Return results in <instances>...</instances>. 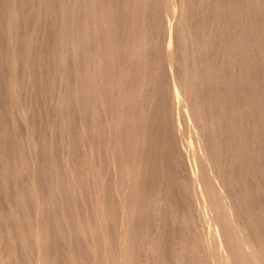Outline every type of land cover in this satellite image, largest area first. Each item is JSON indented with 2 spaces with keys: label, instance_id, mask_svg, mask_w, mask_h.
<instances>
[{
  "label": "bare ground",
  "instance_id": "bare-ground-1",
  "mask_svg": "<svg viewBox=\"0 0 264 264\" xmlns=\"http://www.w3.org/2000/svg\"><path fill=\"white\" fill-rule=\"evenodd\" d=\"M6 1L8 2V4L6 6L4 5V7H3L2 5L6 4ZM240 1L241 0H170L168 3L169 7H170L169 11H171L170 17L175 22L174 21L171 22L170 21L171 19H169V17H167V21L164 20L165 22L162 24V27L164 25V33H163L161 23L159 22V20L161 21V19H159V17H157V15L160 14L159 10L161 12V10L164 9L163 6L165 5V3H162V7H161V1L159 2V0H0V10H2V9L4 10V8L6 7L4 10L6 13H3V11H0V34H1L0 37H2L0 40H2L3 37L5 39V36H3L4 33H6V35H7L6 36L7 41L5 40L6 42H3V43L1 42V43L2 44L7 43L6 47L9 49V51H8L9 53L13 52L14 54H16V56H17V54L19 55L18 57H13L14 54L9 55L7 52L8 56H10V57L7 56L9 59V61L7 62V63H9L8 64V70L9 71L6 69L7 67H4V70L10 72L9 75L11 76V78L9 79V75L7 74L8 72L7 73H6V71L4 72L3 68H1V67H3L2 65L7 66V63L5 61L6 57L5 56H4L5 58L2 57V53H4V51L6 49H4L3 52L1 51V49H3L5 44L4 45L0 44V46L2 47V48L0 47V53L2 52L0 54L1 55L0 58L2 57L4 60V63L2 65H1L2 62H0V65H1L0 69L3 70V72H1L2 74L6 73V75L8 76V79H7V77L5 78L4 74H3L4 77H2V74H0V77H2L1 78L2 80L6 79V81L4 80L6 84L8 82L7 80L10 81L9 84L7 85V87L5 86L6 88H3V89H1L2 86L6 85V84L4 82H3V84H1L2 81L0 83V85H1L0 91L2 92V90H3L5 93V96H6L3 98L5 101V105H4V102L1 100L2 97L4 96V95L1 96L3 92L0 94V98H1L0 100H1L2 104L4 105V106L3 105L0 106V134L2 133L1 134L2 137L0 135V159L2 157L4 158V159H1V161H0V264H49L52 261L55 262V260H56V253L54 254L53 252H51L50 250H48L46 248L47 247L46 244L48 245L49 242H48V237H47L48 235L46 233L45 227L42 224L43 223L42 217H43V212L46 211L45 206L47 204L43 205L42 203H47L49 201L44 200V197L42 195L46 196L48 193H50V195H51L52 191L50 192V190H53L51 186H53V184H55V182H56V185H54L55 187L54 186L53 187H54V189H56L57 192L56 191H54V192L57 194H53V195L58 196L59 195L58 190L60 189V187L57 186L58 182L61 179V181L59 182V183H61L62 180L65 179V176H62V178L59 177V179H58V177H55V182L53 180V177L55 175L59 176V170L58 171L55 170L56 165L55 164L53 165L54 162L52 163V161H51L52 158L50 157V155H48V154H51V153H48L49 151L53 152L51 150V148H53V145H52L53 141L51 143L52 146H50V149L48 148L49 151L47 150L48 154H46V152L44 154V155H47L46 157L49 156L51 158V159L48 158L51 162H47V161L45 162L44 159L42 160L41 157H44V155L42 156V153H39L42 150L41 148H43L42 146L45 145L44 143L47 140L45 137H47V134H50V135H48V136H50V138H52L54 136V141H55V138H56L55 133H57V129H59V128H57V129L54 128L55 125L53 124L54 121H52V120H56V121L58 120V122L61 124L60 125L59 123H57L55 121L58 125L63 126V127L68 126V129H70V130L72 129L73 126H75V127H73V128H75V132H73V133H76V134H74L76 136V138L74 136H71V135H73L71 132L65 131L66 127H65V129H63V127L62 128L60 127L61 129H59V130L63 129V131H65V132L61 131V133H60V131L58 130V134L60 133V135H64V136H62V139L65 140V144L63 143L64 140L62 141V143H63L62 145H64V149H65V151H63V153L65 152L63 154L64 159H62L64 162V165H62V166L65 167L66 171H64L65 173L61 171L60 174L61 173H62V175L66 174V177L68 178V180H69V178L71 179V181L77 180L75 182V183H77V186H74L76 184H74L73 181L70 183L74 184V185H72V187L73 186L77 187L78 200L80 199L81 202L84 203V205H86V204L91 205L92 204L90 206V209H88L85 206H84V208L82 206V208L85 209V214L87 217L93 215V217L92 216L91 217L94 220H95L94 217H96V219H98L97 220L98 225L105 227L107 225V223L109 222V221H107V218H110V217H108L110 215L109 211L112 209L116 210L115 211V212H117L116 215H117V217H119V219H118L119 222L117 220H116V222H118V224L120 226V228H119L120 233L118 232V234H120V240H121V241L119 240L120 242H118V244L122 243V245L120 244L121 246L118 245V247L122 248V249H120L121 251L120 250L119 251H120V253L122 252L123 255H126V253L129 254L128 252H126V250L128 251V249H126V246L128 247L127 244L130 243V242H127L128 241L127 235L130 236V233H129L130 229H131L130 220L134 215L136 216V212H137L136 208H135L137 206H131L132 204L135 205V203H136L135 202L136 200H134L135 203H131V202H133V199H134V198L132 199V197L137 198V196H138L137 192L139 193L140 188H143V185H145V183L148 182V181H146L147 177L145 175V172H147V168L149 169V166L151 168L150 170H153L152 169L153 165L151 167V163H150V160L152 159L151 157L154 155V154L152 155V150L154 149V151H156V149L161 147L160 152L162 154H165L168 157L172 155L171 152H172V149L174 148V144H177L179 141V140H177L178 136H179V130H178V126H177L178 120L174 119V118H175V116H178V115L180 116L181 113L179 114V112H181V110L184 111V114H182L181 116L183 117V115H184V120L186 119L187 122L186 121L185 122L189 124L188 128H190V132L192 133V136L195 137V138L194 137H191V138H193V141H194V139L197 140V143H198V149L197 150H199V151L196 150L198 153L196 155H194L195 151L193 152V150H195V146H196V144H195L193 150L191 148H189L192 150L190 152V154L193 152L192 154L194 156L193 157L187 156L186 153L188 151L186 150L187 152L185 153V151H184L185 148H183V146H182L184 144H182L181 142H179L181 149H178V150H181L180 152L183 154L184 161H183V159H181V160L183 162L186 161L185 164L187 165V168H185V167L184 168L188 169L189 177H191V179L193 178L191 184H193L192 188H193V192L195 194L194 196H196L194 201H197V204L195 202V205L198 207V210H200L199 211L200 214H199L198 219L201 220L202 223L203 222L205 223L204 227H206L208 230L207 232H209V238H208L209 245H210L211 249L214 248L213 252H214V250L216 253L218 252V255L220 257V260H219V258H218V260L221 263H219L218 261L215 260V264H230L231 263V261H232L231 253H234V252L230 250V247H233L231 249L235 250L236 257H238V260H241L242 262L244 261V264L245 263H247V264L248 263L264 264V232L262 230L263 224H264V207L262 205L263 204L262 200H264V194H263L264 191L263 192L260 191L261 193L258 195V198H256V199H258V204H260V202L262 203L261 205H258L259 207L256 206L257 209L259 208L258 212L257 213L255 212V214H253L252 210H251L252 220L256 219V218L255 219H253V218H254V215L257 214V216H255V217H257V223L255 222L256 223L255 225H257V228H256L257 232L255 230V234H256L255 237L256 238L254 240H256V242L255 243L253 242L254 243L253 247L251 248L250 247L251 245H250L249 246L250 248H249L248 245H246V244H248L250 242L246 241L247 238L244 237V235L242 236L240 234V231L238 230V229H240V228H238L240 225L238 227H237L238 224L236 225V223H238V222H236V220H239V219H235V221L233 219L234 213L235 212L237 213V211L239 213L241 208L238 207V210L233 212V210H235L236 208L232 209V207H231L232 204H230L231 203L229 200L230 198L226 193V188L228 187L227 186L228 184H226V182H225V184H223L224 182L222 183V180H221L222 179L221 178V176H222L221 171L222 170L218 164L219 159H220V161L222 160L221 162H223L224 158L222 157V159H221V147L219 149L218 147L220 146V144L218 146L217 145L218 143H216L217 135L220 136L219 135L220 129H221V125L223 124L226 127V128H224V129H226L225 131L229 132L231 130L233 132V134L239 138V139L237 138L238 141L242 138H243L242 139V141H243L247 137L248 141L245 140L246 142H251L253 145H256V147H257V145L261 146V148H262V146H264V108H262L264 106L263 105L264 101H261V99L256 96L257 93L255 94V92H257V90H258V85L252 84L254 82L258 83L257 82L258 79H255L254 81L252 80L253 81L252 83L250 81V79H252V78H250L251 75L255 74L256 72L258 73L259 70L260 71L264 70V59L262 60V58H264V45L261 44V46H260V44H259V42H260L259 41V38H260L259 31L261 32V29H259V27L261 24H258V26H259L258 27L257 24L255 23L257 21H258V23H261V22H259V20L262 21V23H264V0H244L241 2ZM164 2H166V1L164 0ZM225 2L227 3L226 5H225ZM159 4H160L161 9H158ZM218 4L221 6H219ZM238 4L239 5L242 4V6H240L241 7L240 9H237V7H236ZM227 5H228V7H227ZM211 6H213V7H211ZM164 10L165 11H163V12H166V10L168 11V8H166ZM187 10H188V14L190 13V15H188V16H187ZM157 13H159V14H157ZM191 13L193 16L191 15ZM162 14H160V16L164 17L165 16L164 13H162ZM157 18H158V20H157ZM3 19H4V21H6L7 25L3 21ZM189 19H191L190 21H192L193 19H196V20H194L195 22L193 21V25L188 24ZM221 20H223L224 26H225V24L227 26V23L232 22V25L234 26V28L232 27V30L225 31L224 29L227 30V28H224V26H221L224 28L223 29L224 31L221 32V30H219V28H220L219 25L221 24L220 23ZM200 21H202L203 23L199 24ZM208 21L212 22V23L207 24ZM158 23H160V27L162 29V30L161 29L160 30L162 31V33H160V30H157L158 25H159ZM194 23L196 25H194ZM213 23H215V25ZM2 24H4V26L6 25L8 27V29H6V32L2 29L3 28ZM255 25L257 26L259 31L255 30L256 27H254V28L252 27ZM228 26H229V24H228ZM239 29H242L243 34H240L241 36L238 35V33L236 34V32L239 31ZM245 29L247 30V33H246ZM262 30L263 31L261 33H263L262 35H264V29H262ZM3 31H4V33H3ZM157 31H159V32H157ZM239 32L241 33V31H239ZM158 33L164 34V36L161 35V38L164 37V39L159 40V43H161L160 41L163 40V42L160 44V46L162 45L161 46L162 48H160V46L158 45L157 39H159L158 37H160L159 35H157ZM235 34L238 35V37H236ZM262 35H261V37L263 40L264 38ZM233 36L236 38L232 44L229 43L227 45L224 43L225 39H230ZM234 37L232 38V40L234 39ZM250 37L252 39H254L255 37H258L257 38L258 43L256 42L257 44L255 43L256 45H254V41H253V46L250 47L248 50H246L247 52L244 51L246 49V47H245V49L242 50L245 52L244 54L242 52V56L240 54L241 52L236 53V51L238 52L239 47L243 46L246 38L250 39ZM252 39L250 40L251 44H252ZM217 41H220L219 46L221 47V49L216 48L219 51L215 52V56H216V53L218 55H220V57L223 56V59L219 57L221 68L218 67L222 72H220V70L218 68L217 69L222 74L223 73L225 74L226 72L228 73L227 76H229L230 78L229 77L227 78L226 75H222V76L223 77L225 76L227 79H230V81L228 80L229 83L226 81H223V80H222L223 82H220L219 78L216 79V78L212 77L213 75H215L213 73H216L215 72L216 70L213 71V73H212L211 68L209 66L211 63V60L209 59L211 56L209 57V54L212 53V50H213V48H215L214 46L216 44V43L214 44V42H217ZM250 41L246 42V44L250 43ZM199 44H201V45H199ZM213 44H214V46H213ZM218 44H219V42H218ZM246 44H244V45H246ZM44 47H45V49H44L45 51H43V53H41V51L43 50ZM10 49H11V51H10ZM227 50L229 52H231L232 54L235 53L234 56L235 55L236 56L234 57V59L231 58L230 56H229L230 58L227 59V56L224 55L225 53H227L226 52ZM240 50H241V48H240ZM159 51H161L160 55H159ZM231 53H229V54H231ZM226 55H228V54H226ZM159 56H163V58L165 60L164 64H165L166 70L163 72H165L164 73L165 77L168 76V79H169L168 81L164 80V78H163L164 75H162L163 77L161 78V72H162L163 68L161 67L162 69L160 71V67H159L160 65H158V63H160V64L162 63L163 66H164V64H163V61L161 60L162 58L160 57L161 58L160 59ZM212 56L215 58L214 54H212ZM249 56L253 60L254 66L252 67V69H248V70L246 68L245 69L243 68L245 70V75L242 76V78H240L238 80L239 77L238 78L235 77L237 74V73H235V69H237L236 66L239 67L238 69L242 68L243 65L245 64L244 63L245 60L247 61V59H248V61H249V58H250ZM12 57H13V59H12ZM10 58H11V61H10ZM157 59H160L159 60L160 62H157L158 61ZM0 60L2 61V59H0ZM221 60H223V61L221 62ZM256 60H257V62H255ZM30 61H32V62L29 63ZM212 64H213V67H215L213 62H212ZM243 69H240V71L242 72ZM21 72L23 74H21ZM19 73L21 75H23V76L20 75L21 79L17 76V75H19ZM259 73H261V72H259ZM24 75L25 76L27 75L26 78L27 77L28 78L26 79L24 77ZM241 75H243V74H241ZM261 75L263 76L264 73ZM35 76H37V77L35 78ZM220 76H221V74H220ZM259 76H260V74H259ZM23 77L27 81V83L22 84L21 82H19L21 80H22V82L24 81ZM223 77H222V79H223ZM16 78L19 79V80L17 79L18 82L20 84H22L24 86V88L26 87V89H24L25 93L22 91L24 94H26L25 96H23L24 94L22 92H21L22 95L19 93L20 96H18L19 94L17 93V89L21 88L22 86L20 84H17L18 82L15 81ZM37 78H39L40 81H39V79L37 80ZM256 78H257V76H256ZM34 79L36 81L35 86H38L37 84H40L41 82H43V84H45L44 86L46 87V83L51 85L50 84V82H51V83H53L52 86L56 87V88L55 87L53 88L56 95L52 91V93L54 94V95H52V97L53 96L56 97V98L53 97V99H55L54 105L48 106V107H52V109L50 108V110H55L54 116L56 114V116H55L56 119H54V116L52 117V115H53L52 112L50 113V115L52 114L51 118H53V119H51V118L48 119V117H50V115H48L47 112H46V114L48 115V117L46 116L47 119L44 117L48 121L51 119L50 123H52V124L50 125V127L53 125L52 127H53V129H56V130H54L56 132H54V135L51 136L53 134V131H52V134H51V132L49 133V131H51L52 129L48 130L50 127L49 128L47 127V129H46V126H45V130H48L47 132L44 131L46 133V136H45V134H43L44 136L42 134H36V135H39V137H40V135H42L45 138V140H44L43 138L40 137L43 141V144H42V142L40 141L41 139H39L38 136L36 137V140H39L41 142L40 145H42V146H40L41 150L39 152H38V148H37L38 147L37 144H39L38 143L39 141L36 142V140H34L35 142L32 144L31 148L27 146L29 148L28 149L25 146V144L20 145V144H22V142L25 143V141H21L20 140L21 138L18 137L19 135L22 136V134H21L22 131L24 133V130H22L21 128L24 127V129L25 128L27 129L29 127L28 126V124H30V121L28 120L29 117L30 118L35 117L36 112L33 111L32 109H34V107L39 104V101L41 102L42 98L44 99V97L49 93V91L52 90V86H50L51 89L50 90L47 89L48 93L46 95H44L46 93L45 90L47 87L45 88V90H43L44 87L42 89L41 88L42 85L40 84L41 86L39 85L40 87H38V90L39 91L42 90V92L43 91L45 92L42 94L41 91L39 92L33 86V84H35ZM162 79L164 80V82L167 81V83H168V93H167V91L165 92V90H164L165 87H163ZM262 79H263V77H262ZM224 80H226V79H224ZM44 82H46V83H44ZM263 82L264 81H262V83ZM233 83L235 84V86H237V91L235 93H233L234 90L232 91V89H236L235 86H234V88H232ZM25 84H26V86H25ZM17 85H18V87H17ZM19 90H18V92H19ZM21 90H23V87ZM260 91H262V90H260ZM27 92H29V94ZM262 92H264V90ZM215 93H219L218 97L216 96ZM37 94H40V96L43 95V97L41 96V99L38 100L39 95L37 96ZM49 94H51V92ZM49 94L47 96H49V99H50ZM220 94H221V96H220ZM258 94H261V92H258ZM223 95H226V96L229 95L228 96L229 99L232 98V100L234 102H236L237 100H238V102H240L241 100L242 101L244 100V104L240 105L236 102L239 105V107H237L234 103V105L237 107L238 110L235 112L234 111L232 112V110H231L230 114H229L228 109H229L230 104L228 106V104L226 103L228 106V108H227L228 111H226V114L228 113V115L225 116L223 114H220L221 112H223V111L225 112V110H226V109L223 110V108H226V107L222 108L221 107V106H223V105H221L222 103L219 104V101H218V99H221V98L224 99L225 98V97H223ZM17 96H18V99L22 96L20 99L23 100L24 102L22 103V101H20V99L17 101L16 100ZM227 98L224 99L223 101L227 102V100H228ZM248 98H250V99L253 98V101H251V103L253 102L252 105L249 104L250 101L246 102V99H248ZM53 99H52V101H53ZM16 101L18 102V105H19V102L21 103V105H23L22 108H20L21 105H20V107L15 105ZM44 101H45V99H44ZM48 101H47V104L49 105V103H51L52 101H51V99H50L51 102L49 101V103H48ZM233 101H231L232 104H233ZM37 102H38V104H37ZM229 102H230V100H229ZM44 104L47 105L46 103H44ZM45 105H43V103H42V105L40 104L38 106L43 107ZM15 106H17V109L18 108L21 109V110L19 109L20 111H18L20 113H18L15 110L16 109ZM42 107H41V109H42ZM232 107H234V106L232 105ZM236 107H234V109ZM44 108H46V106ZM36 109L38 111L42 112V110H39V108L35 107V110ZM262 109H263V111H262ZM48 110H49V108L47 109V111ZM45 111L46 110L44 109V112ZM31 114H34V116ZM40 114H42L41 120L44 119V118H42L44 113L42 112ZM220 115H221V117H220ZM36 117H39V116H36ZM171 117H172V119H171ZM30 120H32V119H30ZM33 120H34V118H33ZM38 120H39V118H38ZM44 120H42V122H44ZM180 120H182V118ZM37 121H35V122H37ZM7 122H8V124H7ZM32 122L33 121H31V123ZM46 122H44L42 124H40L38 122L40 125L37 123L36 124L41 126V125L46 124ZM70 123L74 124L73 126H71V128H69ZM182 123L184 124V122H182ZM47 124H49V122ZM178 124H179V122H178ZM183 124H182V129H185L186 126ZM227 125H229V126H227ZM32 126H33V124H32ZM179 126H181V125H179ZM33 127H35V126H33ZM3 128L4 129L6 128V129L1 132V130ZM30 128H31V126H30ZM17 129L18 130L21 129L22 130V131L20 130L21 133H19L17 131ZM36 129H34V130L36 131ZM41 129L38 128V130H39L38 132L43 133L41 131ZM68 129H66V130H68ZM28 130H29V128L27 130H25V133L27 131V134H28V132H29ZM30 130H32V129H30ZM34 130H32V132H35ZM72 130H74V129H72ZM150 130L154 131L157 134L156 140L161 143L160 147H158L157 144H155V146H156L155 147L154 142L153 143H152V141L149 142V140L147 139V133ZM222 130H221V133H222ZM32 132L31 133L29 132V134L32 135V136H30V138L34 137ZM62 132L65 134L68 132V137L66 136L67 139H65V134H62ZM69 133H71V134H69ZM187 133H189V131ZM187 133L185 134L186 136H187ZM181 134H183V136H184L183 131ZM181 134H180V137L183 138V136H181ZM16 135H18V136H16ZM24 135L25 134H23V137H22L23 140H24V138H25V140L29 138V137L28 138L24 137ZM226 135L227 134L224 132L223 135H221V136L226 137ZM234 135H232V136H234ZM232 136L231 135H230V137L228 136V139L231 138ZM150 137L152 138V135ZM224 137H222V138H224ZM15 138H16V140L19 139L18 140L19 143L17 141L16 142L20 146H22V148H20V146H17L18 144L16 145V142L14 144ZM50 138H48L49 139L48 142L51 141ZM73 138H75V139H73ZM184 138L186 139V137H184ZM10 139H13V140H10ZM29 139H28V141H29ZM31 139L28 143L30 145H31V141L33 142V139L32 140ZM228 139H226V140H228ZM59 140L61 142V139H59ZM159 140H161V141H159ZM189 140L191 141V139H189ZM8 141L10 142L11 146H10V144L8 145V143H7ZM221 141H223V140L221 139ZM238 141L236 142V146L238 145ZM74 142H75V144H74ZM194 142H192V143H194ZM232 142H233V139H232ZM240 144H242V142ZM246 144L248 145V143H246ZM26 145H27V140H26ZM46 145H47V143H46ZM49 145L50 144H48L47 146H49ZM74 145H77V148L75 147V149H74L75 151H73ZM15 146L17 147V149L19 151L16 149ZM23 146H25V148L27 149V151L29 152V155H30L29 156L28 152H27L26 156H28V158L25 156L26 160L30 158L31 161L29 159L28 162H30V163H27V165L28 164L29 165L26 166V168H23L20 165L21 170H19L18 169L19 167L17 165L19 163V161L21 160V162H24V163L26 162V160L23 161V159H21V158H24V157H21L22 154L20 155V158H18L19 153L24 150ZM47 146H44V149L47 148ZM231 146L232 145H230V147ZM233 146L235 149V144ZM241 146H240V150L242 149ZM19 148L21 150L22 149L23 150L21 151ZM224 148H222V149L225 150L226 148L225 149ZM237 148L239 149L238 146H237ZM244 148H245V146H244ZM8 149L11 150L10 154H6L7 152H9V151H7ZM175 149H176V146H175ZM234 149H233V151H234ZM259 149H260V147H259ZM231 150H232V148H231ZM251 150H252V147H251ZM251 150H248V152H250ZM261 150H263V149H261ZM261 150H259L258 152L253 151L251 154L248 153L251 156V159H249V160L251 161V163H254L253 165H255V167H256V165H259V163L264 158V154L260 153ZM41 152L44 153V151H41ZM74 152L77 153L76 154L77 157H76ZM157 152H159V151H157ZM238 152L239 151L237 150V153ZM242 152H244V151H242ZM22 153H24V151ZM25 153H26V150H25ZM38 153L41 154L40 158H39ZM73 153H74L73 156H75V158H77V161L72 156ZM179 153L177 151V153H174V154H176V155L178 154V156H179ZM229 153H231V152H229ZM240 153L241 152H239V154H236V155H238L240 158H242L240 156L242 154H240ZM224 154H227V153H224ZM224 154H222V155H224ZM6 155H9V156H6ZM243 155H245V153H243ZM245 156H247V155H245ZM156 157L157 156H155V159H156ZM160 157H163V156H160ZM188 157L190 159L192 158V160H190ZM224 157H225V155H224ZM231 157H233V153H232ZM239 157H237L238 161H240ZM17 158L20 160L18 161ZM70 158L73 162L74 161L77 162V166L75 164H73V165L71 164L72 161L70 162ZM157 158H159V157H157ZM176 158L174 160H176ZM178 158H180V157H178ZM181 158H182V156H181ZM244 158L245 157L243 156V159ZM39 159L44 161V163H47L46 167H48V168H45L47 170H49L50 167L55 166L53 169L58 173V175L52 174V173H55L54 170L53 171L49 170L52 172L48 174L47 173L48 171L43 169V167H45V165H43L42 161L39 162ZM45 159L47 160V158H45ZM73 159H75V160H73ZM162 160H164V159H162ZM162 160H159V162ZM225 160H227V159H225ZM17 161H18V163H17ZM63 162H62V164H63ZM152 162H154V161H152ZM166 162L167 161H165V163ZM168 162H169V159H168ZM227 162L230 164V162L228 160H227ZM227 162H225V163H227ZM243 162H244V160H243ZM48 163H50V164H48ZM173 163H174V165L176 164V162H174V161H173ZM173 163L170 164L171 166H169V167H172ZM239 163H242V162H238V164ZM246 163H248V161ZM261 163H263V162H261ZM69 164H71V168H70ZM160 164H161V162H160ZM162 164H164V163H162ZM179 164H181L179 168H181V166L184 165L182 162L181 163L179 162L178 165ZM232 164H233L232 166H235L236 162L232 163ZM166 165L167 164H165L164 166H166ZM174 165H173V167H174ZM221 165H223V163H221L220 166ZM241 165H239V166H241ZM40 166H42L43 171H45L49 175V180L52 179L54 182V183L51 182L52 185H49L50 187L49 186L47 187V184H50V183H48L49 181L47 179V176H46V178L43 177L44 180L47 179V181H48V182L43 181V183L45 182L44 184L47 183L44 186L47 190H49L48 193L46 192V190L44 191L47 194H45L44 192H41V190H40V188H42V185L40 184V182L42 183V181H40V177L43 174L47 175L46 173H42V171H41L42 169H40L41 168ZM236 166H238V165L236 164ZM242 166H241V168H242ZM247 166H249V163L247 164ZM263 166H264V163H263ZM160 167H158V168H160ZM162 167H163V165H162ZM162 167H161V169H162ZM72 168L77 169V172L75 170L72 171L71 170ZM225 168H224V171L226 170ZM232 168H235V167H231V169ZM249 168H247V169L250 172ZM61 169H63V167H61L60 170ZM166 169H167V167H166ZM258 170H260V169H258ZM39 171H41L40 172L41 175L39 174ZM164 171H165V169L163 170V172ZM226 171H225V173H227ZM235 171H237V173H235V175L239 174L238 169ZM73 172H76L75 174H77V175L74 176ZM148 172L150 174H148ZM148 172H147V175H151V172L150 171H148ZM172 172H174V171H172ZM155 173L158 175L157 172H155ZM175 173H177L176 170H175ZM244 173H245V171H244ZM255 173L257 174V172H255ZM255 173H254V176H256ZM262 173H264V172H262ZM51 174L53 175L52 178H50ZM161 174H163V173H161ZM161 174L159 173V175H161ZM174 174H172V175H174ZM157 175L156 176L154 175V176L156 178H158ZM165 175L167 176V174H165V172H164V175L161 177H164ZM168 175H171V174H168ZM179 175H180V171H179ZM240 175L243 176L242 173ZM250 175H253V174H250ZM260 175H262V174H260ZM20 176H21V178L23 177L22 180L25 179L27 181V184L29 185L28 187H27L26 183H24L25 180H24V182H22L24 185L22 183H20L22 180H20V182H19L20 184L18 183ZM151 176H153V175H151ZM151 176L148 178H154V176L153 177H151ZM225 176L227 177L226 174H225ZM241 176L239 178H242ZM254 176L253 177L251 176V177L254 178ZM172 177H174L176 179L177 175H176V177L175 176H172ZM257 177L263 178L264 176L262 177V176H259V174H258ZM75 178H77V179H75ZM178 178H180V176ZM231 178H233V176H231ZM236 178H238V177H236ZM256 178H254V179L256 180ZM164 179H166V177ZM164 179H162L160 181H162V183L166 182V181H163ZM246 179H248V178L246 177L245 181H247ZM152 180L154 181V179H152ZM168 180H169V176H168ZM179 180L180 179H178L177 181L180 182L181 180L180 181ZM183 180H185V178ZM234 180H235V177H234ZM258 180H260V179H258ZM169 181H171V179ZM235 181H239V180H235ZM245 181L243 180V181H239V182H241V183L243 182L242 185L243 184L245 185L246 184V183H244ZM65 182H66L65 184H67L66 179H65ZM178 182L175 183L176 186H177V184H179ZM189 182H191V181H189ZM232 182H230L231 183L229 185L230 187L232 185ZM239 182H235V183L238 184ZM250 182L252 183V181H250ZM253 182H254V180H253ZM158 183L155 182V184H158ZM184 183H186V182H184ZM248 183H249V181H248ZM18 184H19V186H18ZM151 184H152V181H151ZM237 184H235V185H237ZM261 184L263 185L264 183H261ZM261 184H258V185L262 186ZM22 185H23L24 189H26L28 191L25 192V190H22L23 189ZM61 185H62V183H61ZM148 185H150V184H148ZM25 186L27 188H25ZM171 186H172V184H171ZM69 187H70V184H69ZM235 187L238 188L239 186H235ZM240 187H242V186L240 185ZM250 187L252 189V185H250ZM20 188H22V189H20ZM147 188H148V186H147ZM186 188H188V187H186ZM231 188H233V187H231ZM256 188H258V187H256ZM256 188H254V189H256ZM71 189L72 188H70L68 191L69 192L70 191L75 192V190H73V189L71 190ZM150 189H152V186ZM180 189L181 188L179 187V190ZM242 189L246 190L247 188H242ZM21 190L23 191L22 193H26V194H22ZM37 190L40 191L39 194L42 193L41 194L42 197L39 196V194L37 193L38 192ZM63 190H64V188H63ZM230 190L228 192H232ZM61 191L62 190L60 189L59 192H61ZM65 191H67V189ZM150 191H152V190H150ZM236 191H237V189H236ZM248 191H251V190L248 189ZM248 191H246V192L248 193ZM34 192L37 193L38 195L34 194ZM148 192H149V190H148ZM168 192L169 191L167 190V193ZM173 192L177 193L179 191L177 189V191H173ZM180 192H181V190H180ZM233 192H235V191H233ZM240 192L241 191H239V193ZM246 192L244 194H246ZM167 193H164V194L166 195ZM171 193L169 192V194H171ZM185 193H187V192H185ZM242 193L243 192H241L240 194H242ZM251 193H252V191H251ZM150 194L152 195V193H150ZM172 194L174 196V193H172ZM177 194H179V193H177ZM236 194L238 195V192H236ZM255 194H257L256 191H255ZM24 195H25V197H24ZM53 195H51V196L53 197ZM140 195L141 194H139V196ZM248 195L246 194L247 197L252 198V196H250V192ZM60 197H66V196L60 195ZM60 197L56 198V201L58 198H59L58 200L60 201V202L59 201H57V202H59L63 205L68 202V201L65 202L66 201L65 199H67L69 197H66L65 199L62 198L65 200L63 202L61 201ZM152 197H153V195L150 196V198H152ZM155 197H156V195H155ZM254 197H257V195ZM49 198H46V199H49ZM180 198H179V200H180ZM237 198L239 199V197H237ZM243 198H245V197H242L241 199H243ZM42 199H43V201H46V202H42ZM74 199H75V197H74ZM146 199H149V197ZM233 199L234 200L232 201V203L235 201V198H233ZM87 200H89V201L91 200V203L90 202L87 203L88 202ZM173 200L175 201V199H173ZM187 200H188V198H187ZM246 200H248L249 202L252 201L249 198L248 199L246 198ZM24 201L26 203L27 209H28L27 206H29L31 204L33 206V205H35L33 203H36L37 207L34 206L36 208V211H34V212H36L35 216H33L32 213L29 214L28 213L29 210L27 212L26 211L27 209L25 207H24L25 210L24 209H23L24 211L22 210L23 204L25 206ZM27 201H33V202L28 203ZM85 201H87V202H85ZM169 201L170 200L168 199V202ZM242 201H244V199ZM255 201H257V200H253L252 202H255ZM236 202L234 203L235 205H236ZM246 202L247 201H245V203ZM252 202H251V204H253ZM40 203H41V205H40ZM50 203H53V202L50 201ZM56 203H53V204H56ZM153 203H154V201H153ZM170 203L171 202H169V204ZM182 203L184 204V202L180 201V205H183ZM240 203L241 202H239V205H240ZM72 204H73V202H72ZM145 204L149 205V204H147V202ZM166 204L164 203V206H166L167 208L170 209L171 207H168L169 204L168 203H166ZM176 204H178V203H176ZM234 204L232 206H234ZM251 204H249L248 207H250ZM58 205L60 206V204H58ZM58 205H54L53 208L54 209L58 208L57 207ZM136 205H137V203H136ZM154 205H155V203H154ZM189 205H190V203H189ZM189 205L187 208H189ZM195 205L193 204V206H195ZM239 205H236V207ZM41 206H43L45 208H43ZM50 206H52V205L50 204ZM50 206H48V207H50ZM55 206H56V208H55ZM150 206H151V204H150ZM150 206H148V208ZM178 206H176V207H178ZM245 206L246 205H244V207ZM252 206H254V205H252ZM60 207L63 208L64 206H60ZM30 208H31V206L29 207V209ZM35 208H34V210H35ZM53 208L50 207L48 209V211L51 209L54 210ZM151 208H152V210L155 209L153 207H151ZM159 208H160V205H159ZM252 208L253 207H250L249 209H244V210H250ZM32 209L33 208H31L30 210H32ZM83 209H81L80 211H82ZM157 209H158V207H157ZM175 209H177V208H175ZM182 209L183 208H181V210ZM242 209H243V207H242ZM254 210L255 209L253 208V211ZM25 211H26V213H28V215H26L24 213ZM160 211L158 213H160ZM162 211H163V209H162ZM170 211H171V209H170ZM189 211H190V209H189ZM189 211L187 209V212L190 214L191 211L190 212ZM50 212H52V211H50ZM50 212H48V213H50ZM53 212H55V210ZM150 212H152V211H150ZM192 212H194V211H192ZM243 212H241L242 215H243ZM248 212L249 211H247V214H248ZM46 213H44V215ZM56 213H57V211L55 212V214ZM68 213H69V211H68ZM153 213H154V211H153ZM238 213H237V215H240ZM31 214H32V218H31V216H29ZM81 214H82V212H81ZM78 215H80V214H78ZM106 215H107V217H106ZM141 215H143V214H141ZM157 215H159V214H157ZM145 216H148V215L146 214ZM155 216H156V213H155L154 217ZM245 216H246V214H245ZM26 217H28V218H26ZM45 217H47V221L49 222L50 220H48V218L50 216L49 217L45 216ZM77 217L74 219H77ZM91 217L89 218V220H87V223L89 222V225H90V222L92 223V221H90ZM160 217H162L161 214H160ZM163 217L165 218V216H163ZM29 218H31V219H29ZM157 218H159V217H157ZM189 218H191V216H189ZM145 219H148V217L144 218V220L140 221V222L144 223V221H147ZM149 219H150V216H149ZM160 219L161 218H159V220ZM242 219H244V218H242ZM44 220H46V218ZM111 220H113V216H112ZM194 220H195V218H194ZM245 220L247 221V219H244L242 221L245 222ZM47 221H44V222L48 223ZM56 221H58V220H55V222ZM164 221H166V220H164ZM240 221L241 220H239V222ZM93 222H96V221H93ZM152 222L151 223L149 222V223L152 224ZM176 222H178V221H175L173 223H176ZM25 223H26V225H30V224L32 225V227H30L31 229L29 228V230H28L29 232L25 231L26 230L25 229ZM66 223H64V224H66ZM162 223H161V225H162ZM173 223H172V225H173ZM189 223H190V221H189ZM192 223H193V221H192ZM61 224H62V222H61ZM92 224H91V226H89V225L87 226V227H90V230H93V228H94V226ZM158 224H159V222H158ZM163 224H165V222ZM245 224L243 225L244 227H245ZM249 224L250 223H247L246 225L248 226ZM58 225H56V226H58ZM69 225H70V223H69ZM95 225H97V223ZM175 225H177V224H175ZM193 225H194V223H193ZM116 226L114 227V229L116 228ZM148 226H150V225H148ZM164 226H166V225H164ZM164 226H163V228H164ZM186 226H188V225H186ZM96 227L97 228L94 229V233L96 230H99L98 226H96ZM106 227L103 228V230L101 228L100 229L102 231H104V233L105 232L107 233V231L104 230V229L108 230V228H106ZM159 227L160 226H158L156 230L159 231ZM177 227H178V225H177ZM179 227L181 228L182 226H179ZM57 228L59 229V227H57ZM69 228H70V226H69ZM143 228H146V226H144ZM153 228H154V225H153ZM167 228H168V226H167ZM187 228H185V229L187 230ZM192 228H191V230H192ZM251 228H253V227L251 226ZM164 229L166 230V228H164ZM185 229L183 231H181V230L180 231L185 232ZM248 229H250V227ZM109 230H111V229L109 228ZM116 230H117V228L115 229V231ZM144 230L146 232V229H144ZM147 230H149V229L147 228ZM156 230L154 231L155 233H156ZM172 230H173V228H172ZM252 230H254V229H252ZM69 231H67L69 233V234H67V236L71 235ZM188 231H190V230H188ZM192 231H191V233L190 232H188V233L192 234ZM198 231H200V230H198ZM80 232H81V230H80ZM100 232L101 231H99V235H100ZM242 232H244V231H242ZM245 232H246V230H245ZM104 233H103L102 237L105 236ZM160 233L161 232H159V234ZM85 234H86V232H85ZM89 234L91 235L90 232H89ZM89 234H87V236ZM109 234H111V233H109ZM116 234H117V232H116ZM169 234L170 233H168L167 235H169ZM178 234H179V232L177 233V235ZM246 234H247V232H246ZM248 234H250V232ZM255 234H253V235H255ZM140 235H142V234H140ZM156 235H158V234H156ZM156 235L154 234L153 237ZM162 235L163 234L161 233L160 236L163 238ZM173 235H175V234H173ZM177 235H175L174 237H176ZM180 235L181 234H179L178 237H180ZM196 235L197 234H195V236ZM207 235H208V233H207ZM60 236H62V235H60ZM67 236H65V237L68 239L70 236H68V237ZM92 236H94L93 233H92ZM92 236H91V238H93ZM106 236H105L104 240H107ZM190 236H192V235H190ZM57 237L62 238L59 236H57ZM184 237H186V236L184 235ZM66 238L64 240H62L63 239L62 238L61 239L62 242L59 239L58 242H61V244H62L63 241L64 242L67 241ZM70 238H72V237H70ZM100 238H99V241L102 239V238L101 239ZM157 238H159V237H157ZM168 238L169 237H167V239ZM244 238H246V239L244 240ZM248 238L251 241L253 236H252V238H250V236ZM28 239L32 242V246L30 244H28L29 247H28V245H26L27 244L26 240H28ZM152 239L153 238H151V240ZM172 239L174 240L176 238H172ZM179 239L182 240L183 237L179 238ZM158 240H161V239H158ZM183 240H187V239H183ZM192 240H193V237H192ZM192 240L189 242V244L192 243ZM196 240H197V237H196ZM205 240H207V238H205ZM72 241H73V239H72ZM164 241L165 240H163L162 242L164 243ZM166 241H168V240H166ZM211 241H212V243H210ZM108 242H110V241L108 240L107 243ZM142 242H145V241H142ZM154 242H155V240H154ZM202 242H203L202 247H205L204 242H206V241H202ZM208 242H207V245H208ZM246 242H248V243H246ZM76 243H78V242H76ZM105 243L106 242H104L103 244L105 245ZM165 243H167V242H165ZM193 243H198V240H197V242H193ZM151 244H154V243H151ZM171 244H173L176 247L175 244H179V243L176 242L175 244L174 243H171ZM186 244H188V243H186ZM250 244H252V243H250ZM50 245L53 246L52 243ZM138 245H139V243H138ZM144 245H147V244L145 243V244H143V246ZM160 245L161 244H159V247H161ZM229 245H230V247H229ZM30 246H31V248H30ZM68 246H69V248L71 247L70 245H68ZM101 246H102V244H101ZM155 246H157V245L155 244ZM191 246L193 247V245H189V247H191ZM54 247H55V245H54ZM105 247H106V245H105ZM146 247L147 246H145L144 248L147 249L148 247L147 248ZM163 247L164 246H162L163 251L165 249H167L166 247H165V249H163ZM196 247L197 246L195 245L194 248H196ZM56 248L59 249L61 247H56ZM62 248L65 249V251L67 250L64 247H62ZM62 248L60 249L61 252H62ZM150 248L151 247H149V250H150ZM156 248H158V246ZM110 249H112V248L110 247ZM158 249L160 250V248H158ZM182 249H186V248H182ZM211 249H210V253L212 254ZM122 250H125V251H122ZM171 250L172 249L168 250V252ZM72 251H76V248H75V250H72ZM78 251L79 250L77 249V253H80ZM111 252H113V251H111ZM123 252H126V253H123ZM152 252L155 253L154 250H152ZM160 252H159V254L162 255L161 254L162 252L161 253ZM175 252H176V250H175ZM190 252L191 251H189V253ZM204 252L207 253L208 251L206 252L205 248H204ZM77 253H75V252L72 253L70 251L68 252L69 256L72 259H76L77 260L76 262H80L81 259H77V257H76V256L79 257L80 254H77ZM89 253H90V251H89ZM154 253H152V254L149 253V254L153 255ZM156 253L157 254H155V255H158V252H156ZM171 253H172L171 256H173L174 253L173 252H171ZM68 254H67V256H68ZM92 254L94 255V253H91V255ZM104 254H106V252H104ZM147 254L148 253H146V255ZM65 255L64 256L62 255V256L65 258ZM72 256H75V258ZM80 256H82V255H80ZM87 256H89V255H87ZM104 256L106 257L107 254ZM119 256L118 257L121 258V260L123 262L118 259L119 260L118 263L121 262V263L126 264L127 260H128L127 258H129L126 256H128V255L125 256V259H127V260L123 259L122 255H119ZM131 256H132V254H131ZM144 256H145V253H144ZM182 256H184V254ZM188 256H189V254H188ZM209 256H212L211 258H214V255H209ZM216 256H217V254H216ZM216 256H215V259H217V257H218V256L217 257ZM234 256H233V259H234ZM116 257H114V258H116ZM148 257H150V256H148ZM175 257H177V256H175ZM79 258H81V257H79ZM90 258L91 257L89 256V259ZM92 258H93V256H92ZM107 258H108V256L104 260H106ZM152 258H151V260H152ZM156 259H157V256H156ZM21 260H22V262L19 263V261H21ZM93 260H95V259H93ZM113 260H115V259H113ZM141 260H143V259H141ZM183 260H180V261H183ZM209 260H210V257H209ZM135 261H137V257H136ZM54 262H52V263H54ZM72 262H73L72 264H74L75 261H72ZM195 262L197 263L198 260ZM216 262H218V263H216ZM236 262H237V260H236ZM121 263H119V264H121ZM157 263H159V262L157 261ZM232 263H235V262H232ZM238 263H235V264H238ZM68 264H69V262H68ZM127 264H132V262L127 263ZM140 264H141V262H140ZM146 264H148V263H146ZM170 264H171V262H170ZM172 264H173V262H172ZM175 264H177V263H175Z\"/></svg>",
  "mask_w": 264,
  "mask_h": 264
},
{
  "label": "rangeland",
  "instance_id": "rangeland-1",
  "mask_svg": "<svg viewBox=\"0 0 264 264\" xmlns=\"http://www.w3.org/2000/svg\"><path fill=\"white\" fill-rule=\"evenodd\" d=\"M160 1H161V7H162V3H165V5L163 4V5H164L163 8H164V9L168 8V11H169V10H170V7H169V4H168V3H169L170 0H168V1L165 0L166 2H164V0H159V2H160ZM162 1H163V2H162ZM241 1H244V0H241ZM241 1H240V2H241ZM4 2H5V1H4ZM243 3H244V2H243ZM7 4H8V2L6 1V4H3L2 6L4 7V5L6 6ZM226 4H227V3L225 2V5H226ZM239 4H240V3H239ZM239 4L236 6L237 9H240V8H241L240 6H242V4H241V5H239ZM218 5H219V4H218ZM158 6H159L158 9H161V8H160V4H159ZM166 6H167V7H166ZM219 6H221V5H219ZM211 7H213V6H211ZM227 7H228V5H227ZM238 7H239V8H238ZM5 8H6V7H5ZM5 8H4V10H5ZM164 9L161 10V12L164 13V15H165L164 17H163V16H160V14H162V13L160 12V10H159V13H160V14L157 13V14H159V15H157V17H159V19H161V21L159 20V22L161 23V27H162V24H163L165 21H167V17H169V19H171V17H170L171 11L168 12V11L166 10V12H163V11H165ZM4 10L2 9V10H0V11H3V13H6ZM157 11H158V10H157ZM189 11H190V10H189ZM168 13H169V14H168ZM167 14H168L169 16H168ZM162 15H163V14H162ZM188 15H190V13L188 14V10H187V16H188ZM191 15H192V13H191ZM192 16H193V15H192ZM189 17H190V16H189ZM162 18H163V19H162ZM164 18H165V19H164ZM192 18H193V17H192ZM157 20H158V18H157ZM162 20H163V21H162ZM164 20H165V21H164ZM190 20H191V19L188 20V21H189L188 24H189V25H190V24L193 25V21L196 20V19H193L192 21H190ZM3 21H4V19H3ZM170 21L173 22L174 20L171 19ZM4 22L6 23V21H4ZM157 22H158V21H157ZM174 22H175V21H174ZM191 22H192V23H191ZM194 22H195V21H194ZM259 22H261V23H258V21L255 22V23L257 24V26H258V24H261V25H260L261 28H260L259 26H258V27H259V29H261V32H262V31H263L262 29H264V23H262V21H260V20H259ZM2 23H3V22H2ZM5 23H4V24H5ZM160 23H158L159 25H158V29H157V30H160V29H161V27H160ZM196 23H197V22H196ZM201 23H203V22L200 21L199 24H201ZM210 23H212V22H209V21L207 22V24H210ZM220 23L222 24V23H223V20H221ZM230 23H231V24H230ZM4 24H2V27H3L2 29L6 32V29H8V27L6 26L7 23H6L5 26H4ZM213 24L215 25V23H213ZM221 24L219 25V26H220L219 30H221V32L224 31V30H225V31H230V30H232V27L234 28V26L232 25V22L227 23V26H228V24H229L228 27L226 26V24H225V26H224V23H223L222 25H221ZM189 25H188V26H189ZM194 25H196V24L194 23ZM230 25H231V26H230ZM209 26H210V25H209ZM221 26H224V28H227V30L224 29V28L221 27ZM257 26L255 25V26H252V27H253V28L256 27L255 30L259 31V29L257 28ZM229 28H230V29H229ZM162 29H163V30H162ZM162 29H161V30H162L163 33H164V25H163ZM223 29H224V30H223ZM161 30H160V33H162ZM245 30H246V29H245ZM4 31H3V33H4ZM239 31H241V33H240ZM239 31H237L236 34H237V33H238V35L243 34V33H242V29H239ZM157 32H159V31H157ZM243 32H244V31H243ZM261 32L259 31V33H260V38H259V41H260L259 44H260V46H261V44L264 45V44H263V43H264V41H263L264 39L262 40V37H261V35H262L263 33H261ZM160 33L157 34V35L160 36V37H158L159 39H157V41H158V45H159V46H160V44L163 42V40H161V41H160L161 43H159V40H160V39H164V37L161 38V35L164 36V34H160ZM246 33H247V30H246ZM236 34H235V35H236ZM0 35H1V34H0ZM238 35H236V37H238ZM3 36H5V39H4V37H3V39L0 40V44H2L3 42H6V41H7V40H6V39H7V38H6V36H7L6 33H4ZM240 36H241V35H240ZM240 36H239V37H240ZM262 36H263V38H264V35H262ZM233 37H234V36H233ZM233 37H231L230 39H225V40H224V43L227 44V45H228L229 43L232 44V43L235 41V38H236V37H234V39L232 40ZM1 38H2V37H0V39H1ZM248 38H249V37H248ZM248 38H246L247 41L245 40V43H244V44H246V42H248V41H250V40L252 39L251 37H250V39H248ZM257 38H258V37H255L254 39H252V44H251V41H250V43H248V44H246V45L243 44L242 47L240 46L238 52L236 51V53L241 52L240 54H241V56H242V52H243V54H244V53H245L244 51L248 50L250 47L253 46V41H254V45H256V44L258 43V39H257ZM256 39H257V40H256ZM260 39H261L262 41H261ZM5 40H6V41H5ZM231 40H232V41H231ZM255 40H256V41H255ZM226 41H227V42H226ZM1 42H2V43H1ZM218 42H219V44H218ZM256 42H257V43H256ZM262 42H263V43H262ZM215 43H216V44H215ZM224 43H223V44H224ZM255 43H256V44H255ZM4 44H5V45H4ZM4 44H2V45H4V47H3V49H1V51L3 52L4 49H6V50L4 51V53H2V52H1V53H2V57H3V58L6 57V58H5V61H6V63H7V62L9 61L8 57H10V56H8V54L10 55V54H14V53H13V52H12V53H11V52L9 53V52H8L9 49L6 47V46H7V45H6L7 43H4ZM214 44H215V46H214ZM214 44H213V46H214L215 48H213L212 53H210L211 55L209 54V57L211 56V57L209 58V59L211 60V63H210L209 66H210V68H211L212 73H213V71L216 70V71H215L216 73H213V74H215L216 76L213 75L212 77H213V78H216V79L219 78V81H220V82L226 81V82L229 83L230 79H227V78L229 77V76H227L228 73L226 72L225 74H224V73L222 74V73H220V72H222V71L218 68V67H220V58L223 59V56L220 57V55H218L217 53H216V56H215V52H218V51H219L218 49H221V47L219 46V45H220V41L214 42ZM199 45H201V44H199ZM161 46H162V45H161ZM161 46H160V48H162ZM218 46H219L220 48H219ZM0 47H1V46H0ZM245 47H246V49H245ZM1 48H2V47H1ZM216 48H218V49H216ZM240 48H241V50H240ZM7 49H8V50H7ZM44 49H45V47L43 48V50L41 51V53H43V51H45ZM243 49H245V50L242 51ZM216 50H217V51H216ZM225 50H226V49H225ZM10 51H11V49H10ZM213 51H214V52H213ZM7 52H8V54H7ZM226 52H227V53H225L224 55L227 56V59L230 58V57L234 59V57L236 56V55L234 56L235 53L232 54V53L229 52L228 50H227ZM246 52H247V51H246ZM1 53H0V54H1ZM229 53H231L232 55L229 54ZM38 54H39V53H38ZM160 54H161V51H159V55H160ZM212 54H214L215 58L212 56ZM226 54H228V55H226ZM0 56H1V55H0ZM4 56H5V57H4ZM7 56H8V57H7ZM12 56H13V55H12ZM18 56H19L18 54H17V56H16V54H14L13 57H18ZM229 56H230V57H229ZM232 56H233V57H232ZM2 57L0 58V59H2V61L0 60V62H2L1 65L4 63V60H3ZM13 57H12V59H13ZM160 57H161L162 59H161ZM219 57H220V58H219ZM247 57H248V56H247ZM249 57H250V56H249ZM159 58L163 61V64H164V63H165V62H164L165 60H164L163 56H159ZM6 59H7V60H6ZM160 59H157V60H158L157 62H160V61H159ZM214 59H215V60H214ZM263 59H264V58H262V60H263ZM10 61H11V58H10ZM222 61H223V60H221V62H222ZM251 61L253 62V60L251 59V57L249 58V61H248V59H247V61L245 60V62H244L245 64H244L243 67L240 68V69H243V68H244V69L246 68L247 70H248V69H252V67L254 66V62L252 63ZM31 62H32V61H30L29 63H31ZM212 62L214 63V66H215V67H213ZM246 62H247V63H246ZM255 62H257V60H256ZM215 63H216V64H215ZM248 63H249V64H248ZM8 64H9V63H7V66H6V65H5V66L2 65L3 67H1V65H0V67L3 68V70H4V67H7L6 69L8 70ZM211 64H212V65H211ZM217 64H218V65H217ZM158 65H160V66H159V67H160V71H161L162 68H163L162 72L166 70V69H165V64H164V66H163L162 63H161V64L158 63ZM246 65H247V66H246ZM9 66H10V65H9ZM250 66H251V67H250ZM161 67H162V68H161ZM247 67H248V68H247ZM212 68H213V69H212ZM217 68L220 70V72H219V70H218ZM220 68H221V67H220ZM236 68H237V69H235V73H237V74H236L235 77H237V78L239 77V78H238V80H239L240 78H242V76L245 75V70L243 69L244 71L242 70V72H241L240 69H238L239 67L236 66ZM3 70L0 69V74H2L1 72H3ZM217 70H218V71H217ZM238 70H239L240 72H239ZM5 71H6V70H4V72H5ZM8 71H9V70H8ZM8 71H6V73H7ZM263 71H264V70H263ZM263 71H260V70L258 71V73L261 72V73H259L260 76H259V74L256 72L257 74H256V73L253 74L255 77H254L253 75H251V77H250V78H252V79H250L251 83H252L255 79H258V81H257L258 83L254 82V83H252V84H257V85H258V90H257V92H255V94L257 93L256 96H257L258 98H260L261 101H264V94H263L264 92H262V91L264 90V82L262 83V81H264V75H263V76L261 75V74L264 73ZM162 72H161V78L163 77L162 75H164V77H163L164 80H167V81H168V80H169V79H168V76L165 77V74H164L165 72H163V73H162ZM217 72H218V73H217ZM238 72H239V73H238ZM262 72H263V73H262ZM6 73H3V74L5 75V78L7 77V79H8V76L6 75ZM9 73H10V72H8L7 74L9 75ZM3 74H2V77H4ZM21 74H23V73L21 72ZM21 74L19 73V75H17L20 79H21V76H23V75H21ZM220 74H221V76H220ZM239 74H240V75L243 74V75L240 76ZM20 75H21V76H20ZM218 75H219V76H218ZM222 75H226L227 78H226L225 76L223 77ZM26 76H27V75H26ZM26 76L24 75L25 78H26ZM42 76H43V75H42ZM217 76H218V77H217ZM256 76H257V78H256ZM2 77H0V79H1ZM24 77H23V79H24ZM36 77H37V76H35V78H36ZM43 77H44V76H43ZM222 77H223V79H222ZM262 77H263V79H262ZM10 78H11V76L9 75V79H10ZM27 78H28V77H27ZM27 78H26V79H27ZM229 78H230V77H229ZM17 79H18V78H16V80H15L16 82H18V80H19V79H18V80H17ZM38 79H39V78H37V80H38ZM220 79H221V80H220ZM224 79H226V80H224ZM4 80L6 81V79H3V80L1 79V80H0V83H1V81H2L1 84H3V82L5 83ZM164 80L162 79V81H163V87H165V88H164L165 92L167 91V93H168V83H167V81L164 82ZM222 80H223V81H222ZM228 80H229V81H228ZM252 80H253V81H252ZM7 81H8L7 84L5 83L6 85H3L4 87L2 86V88H1V85H0V88H1V89L7 87V85H8L9 82H10L9 80H7ZM39 81H40V79H39ZM43 81H44V80H43ZM260 81H261V82H260ZM19 82H21L22 84H23V83H27V81H26L25 79H24L23 82H22V80L19 81ZM19 82H18L17 84H20ZM35 82H36V81H35V79H34V83H35ZM48 82H49V81H48ZM38 83H39V82H38ZM44 83H46V82H44ZM165 83H166V84H165ZM22 84H20V85L23 87V90H21L22 87H21V88H18V89H17V93H18V94H19V93L21 94L22 91L25 93L24 89H26V87L24 88V86H23ZM40 84H41L42 86H41ZM40 84H37L38 86H35V85H36V83H35V84H33V86H34L37 90H38V87H40V86H41L42 89H43V87H44L43 90H45V88L47 87L46 90H45L46 93H45L44 91L42 92V90H40L42 94L45 93L44 95H46V94L48 93V92H47V89L50 90V89H51L50 86L53 85V83H51V82H50L51 85H49L48 83H46V87L44 86L45 84H43V82H41ZM233 84H234V83H233ZM233 84H232V88H234V86H235V84H234V85H233ZM15 85H16V84H15ZM20 85H19V86H20ZM39 85H40V86H39ZM47 85H48V86H47ZM5 86H6V87H5ZM25 86H26V84H25ZM17 87H18V85H17ZM49 87H50V88H49ZM54 87H55V86H52V90H51V91L48 90L49 93L51 92V94L48 93V94L50 95V99H51V101H52L53 97L56 98L55 96L52 97V95L55 94V92H54V90H53ZM235 87H236V89H232V88H231L232 91L234 90L233 93H235V92L237 91V86H235ZM260 87H261V88H260ZM55 88H56V87H55ZM262 88H263V89H262ZM1 89H0V90H1ZM19 89H20V90H19ZM4 90H5V89H4ZM18 90H19V92H18ZM260 90H262V91H260ZM38 91H39V90H38ZM38 91H37V92H38ZM40 91H39V92H40ZM52 91H53L54 94L52 93ZM2 92L4 93L3 90H2ZM2 92L0 91V94H1ZM23 92H22V93H23ZM34 92H35V91H34ZM258 92H261V94H258ZM3 93H2L1 96H3V95H4V96L2 97V99H1V98H0V99L4 102V105H5V101H4L3 98L6 97V96H5V93H4V94H3ZM24 93H23V94H24ZM27 93L29 94V92H27ZM30 93H31V92H30ZM41 93H40V94H41ZM20 94H19L18 96H20ZM40 94H37V96H38V95L40 96ZM48 94H47V95H48ZM215 94H216V96L218 97V94H219V93H215ZM21 95H22V94H21ZM25 95H26V94H24L23 96H25ZM47 95L44 97L45 101H44V99L42 98V101H43V102H42V101H41V102L43 103V105H45L44 103L47 104V101H48V100L50 101L49 96H47ZM55 95H56V94H55ZM235 95H236V94H235ZM261 95H262L263 97H262ZM18 96H17V99H16L17 101L22 97V96H21V97L18 99ZM39 96H38V100L41 99V96L43 97V95H41L40 97H39ZM220 96H221V94H220ZM228 96H229V95H227V96H226V95H223V97H225L224 99H226ZM256 96H255V97H256ZM47 97H48V98H47ZM23 98H24V97H23ZM23 98H22V99H23ZM47 99H48V100H47ZM221 99H222V100H221ZM221 99H218L219 104L222 103L221 105H223V106H221V107H222V108H223V107H226V108H223V110H225V109H226V110H225V112L223 111V112H221L220 114H223V115H225V116L228 115V113L230 114V111H231V110H232V112H233V111H234V112L237 111V110H238L237 107H239L238 104H240V105H243V104H244V100H243V101L241 100L240 102H238V100H237V101H236V102L238 103V104H237L236 102H234V101L232 100V98L229 99V97L227 98V99H228L227 102H224V101H223V100H224L223 98H221ZM249 99H250V98L246 99V102H249V101H250L249 104L252 105L253 102L251 103V101H253V98L250 99V100H249ZM1 100H0V106L3 105L2 102H1ZM54 100H55V99H53L52 102L50 101L52 104L49 103V101H48L49 105H48V104L45 105L46 108H44L45 106H43V107L40 106V107H39L38 105H40V104L42 105V103L39 101V104H38V102H37L38 105H36L35 107L39 108V110H42V112L44 113L42 118H44V117L46 118V116L48 117V115H50L51 112H52V114H53V115L51 114L52 117L54 116V113H55L54 111H55V110H50V108L52 109V107H48V106H50V105H52V106L54 105V102H55ZM229 100H230V102H229ZM17 101L15 102V105H17V106L20 107L21 103L19 102V105H18V102H17ZM20 101H22V103L24 102V101L21 100V99H20ZM221 101H222V102H221ZM231 101H233V104L231 103ZM246 102H245V103H246ZM226 103L228 104V106H229V104H230L229 109H228L229 111L227 110L228 106H227ZM234 103H235V105H236L237 107L234 105ZM224 104H225V105H224ZM4 105H3V106H4ZM232 105H233L234 107H236V108H235L236 110L234 109V107H232ZM263 105H264V103H263ZM17 106H15V108H16L15 110L18 112V111L21 110L20 108H22L23 105H21V107L18 108V109H17ZM35 107H34V109H32V110L36 112L35 117H36V116H39V117H36V118H37V119H36L35 117H33L34 114H31V115H33L32 117L34 118V120H33V118H30V117H29L28 120L30 121V124H28L29 127L27 126V127L29 128L28 131H29L30 133L32 132V130H34V129L37 128L36 131L34 130L35 132H32L33 135H34V137H33V138L31 137V138L33 139V142L31 141V145L28 144V143H29V141H30V139H31L30 136H32V135L29 134V132H28V134H27V131H26V133H25V130H27L28 128H27V129H26V128L24 129V127L21 128L22 130H24V133H23V131H22L21 129H19V130L17 129V131H18L19 133H21L20 130L22 131V133H21L22 136L19 135L18 133H17V134H18L19 136L16 135V136H18L19 138H21V139H20L21 141H25V143L22 142V144H20V145H24V144H25L26 147L28 146V147H30V148L32 147V144L35 142L34 140H36V137H37V136L39 137V135H36V134H42V135L45 134V136H46V133H45V132H47L48 130L52 129L51 131H49V133L51 132V134H52V131H53V134L51 135V136H53V135H54V132H56V131H54V130H56L57 128L61 129V128L63 127V126H60L61 124L58 122V120H57V121H56V120H52V121H54L53 124L55 125L54 128H56V129H53V127H52L53 125L50 127V125L52 124V123H50V122H51V119H53V118H51V115H50V117H48V119L51 118L49 121L46 120L47 118H46V119L44 118L45 120L42 119V120H44V122L47 121L46 124L49 122V124H47L48 126H47L46 124L39 126L40 124L44 123V122H42V120H41V116H42V114H40V113H42V112L38 111L37 109H36V110H37V111H36V110H35ZM41 107H42V109H41ZM47 107L49 108L50 111H49V110L47 111V109H48ZM252 107H253V106H252ZM262 108H264V106H263ZM19 109H20V110H19ZM44 109L46 110L45 112H44ZM226 111H228L227 114H226ZM262 111H263V109H262ZM35 112H34V113H35ZM37 112H38V113H37ZM39 112H40V113H39ZM46 112L48 113V115L46 114ZM182 112H183V113H182ZM18 113H20V112H18ZM180 113H181V114H180ZM224 113H225V114H224ZM255 113H256V112H255ZM15 114H16V113H15ZM45 114H46V115H45ZM179 114H180V116H181L182 114H184V111L181 110V112H179ZM44 115H45V116H44ZM175 115H176V114H175ZM55 116H56V114H55ZM55 116H54V119H56ZM180 116L178 115V116H175V118H174V119H177L178 122H179V124H178V122L175 120V121L177 122L178 130H179V136H178V139H177V140H179V141H178L177 144H174V143H173V144H174V148L172 149V152H171V154H172L171 156H172V157H171V156L168 157L167 155L162 154V153L160 152V151H161V149H160V148H161V147H160V146H161V143L158 142V141L156 140V139H157V134H156L154 131H151V130H150L151 132L148 131V133H147V139L149 140V142L152 141V143L154 142V146H155V144H157V146L160 147V148L157 147L158 149H156V151H154V149L152 150V155L154 154V155H153L154 157H153V156L151 157L153 160L151 159V160H150V163H151V167H152V165H153V167H152L153 170H150L151 168H150V166H149V169L147 168V172L150 171V172H151V175H153V176H154V175H155V176L157 175L155 172H157L158 175H159V173H160V174L163 173V174L159 175L160 177L157 175L158 178H156L155 176H154V178H148V177H150L151 175H147V172H145V175H146V177H147L146 181H148V182H146L145 185H143V188H140L139 193L137 192V195H138L137 198L132 197V199H133V198H134V199H133V202H131V203H135V202H136L137 205H136V203H135V205L132 204L131 206H137V207H135L137 212H136V216L134 215V216L132 217L133 219L131 218V220H130V225H131V226H130L131 229H130V232H129V233H130V236L127 235V237H128V238H127V239H128L127 242H130V243L127 244L128 247L126 246V249H128V251L126 250V252H128L129 254H127L126 252H123V253H126V255H128V256L123 255L122 252L120 253V251H121L120 249H122V248H121V247H118V245L121 246L122 243H119V244H118V242H120L121 240H120V234H118V232L120 233V229H119L120 226H119V224H118V222H119V220H118L119 217H117V215H116V213H117V212H115L116 210L112 209V210L109 211L110 215H109L108 217H110V218H107V221H109V222H108L107 225H106L107 227L105 226L106 228H108V230H107V229H104V230L107 231L108 234L111 233V234L108 235L106 232L104 233V231H102L103 228H105V227H104V226H101V225H98V222H97L98 219H96V217H94V218H95V220H94V219L92 218L93 215L90 214L92 217H91V216H89V217L86 216V214H85V209H83V208H84V206H85V207H87L88 209H90V206H91L92 204H91V205H90V204L87 205V204L85 203L86 205H84V203L81 202L80 199H79L80 201L78 200V196H77V187H74V186H77V183H75L77 180H74V181L72 180V181L74 182V184H76V185H74V184L70 183V182H72L71 179L69 178V180H68V178L66 177V174H64V173H65L64 171H66V169H65L64 166H62V165H64V162H63L62 159H64V158H63V157H64L63 154H64L65 152L63 153V151H65V149H64V145H62V144H63V143L65 144V140L62 139V136H64V135H60V133H61V131H63V129H65V127H66V129H68V126L63 127L62 130L57 129V133H55V135H56L55 137H56L57 139L55 138V141H54V136L52 137V138H53V139H52V138H50V136H48V135H50V134H47V137L50 138L51 141L48 142L49 139H48L47 137H45L47 140L45 141V143H44L45 145H43V146L40 145L41 142H42V144H43V141H42L41 138H43L44 140H45V138L43 137L44 135H43V136L40 135L41 138L39 137V139H41V140H40L41 142H40L39 140H36V142L39 141V142H38L39 144H37V145H38V147H37V148H38V152L42 149L41 151H44V153L41 152V151L39 152V153H42V156L45 154V152H46V154L51 153V154H48V155H50V157H51L52 159H51L49 156L46 157L47 155H44V157H41V156H40L41 154L38 153V154H39V158L41 157V159H42V160L44 159L45 162H46V161H47V162H51V161H52V163L54 162L53 165H54V164L56 165L55 170H56V171L59 170V176H56L55 174L58 175V173L53 169L55 166H54V167H53V166L50 167L49 170H52V171L54 170V171H55V173H52V174L55 175V176L53 177V175L51 174V175H50V176H51L50 178L53 177V180H54V182H55V177H58V179H59V177L62 178V176H65V179H66V181H67V184H65V183H66V182H65V179H63L62 182H61V183H62V185H61V183H59V182L61 181V179L59 180L57 186L60 187V189H61L62 191L59 192L60 189L58 190V193H59L58 196H57V195H53V194H57V193L54 192V191H56V189H54V187H55L54 185H56V182H55V184H53L54 187L51 186L53 190H50V192L52 191V192H51V193H52L51 195H53V197H54V198H53V197L50 195V193H48L49 190H47V189L44 187V186L47 184V183H46V184H44V183H45V182H48V181H49L48 183H50V184H47V187H48L49 185H52L51 182H53V180H52V179L49 180V175H48V174L51 173L52 171H49V170L45 169V168H48V167H46V166H47V163H44V161H42V160L39 159V162L42 161V162H43V165H45V167H43V169L46 170V171H48V172H47L48 174H47L45 171H43L42 166H40V167H41L40 169H42V170H41L42 173H46V174H47V175H44V174L41 175V173H40L41 171H39V174L41 175V177H40V181H42V183L40 182V184L42 185V188H40V190H41V192H44V191L46 190V192L48 193V194H47L46 192H44V193L47 194V195H46V196H45V195H42V196L44 197V200H46V201L48 200L49 202H47V203H42V202H46V201H43V199H42V202H41V203H42L43 205H44V204H47V205L45 206L46 208L43 207V206H41V207L45 208V210H46L45 212H43V217H42V222H43L42 224H43V226L45 227L46 233H47V235H48V236H47V237H48V242H49V243L47 242L48 245L45 243L46 246H47L46 248H47L48 250H50L51 252H53L54 254L56 253V260H55V262L52 261V262H54V263H52V262L50 261L52 264H55V263H56V264H68V262H69V264H72V263H73L72 261H75L74 264H76V263H77V264H98V263H99V264H117L119 260L122 261L121 258H119V257H120L119 255H122V256H123V259H125V256H126V257H129V258H127L128 260H127V259H125V260H127V263L132 262V264H134V263H135V264H140V262H141V264H143V263H144V264H146V263H148V264H150V263H151V264H156L157 261L159 262V263H157V264H170V262H171V264H172V262H173V264H175V263H177V264H194V263H195V264H209V263H210V264H215V260L218 261L219 263H221V262L219 261V260H220V257H219V255H218V252L216 253L215 250H214V252H213V249H214V248L212 247L213 249H211V247H210V245H209V242H208L209 232H207V231H208L207 228L204 227V226H205V225H204L205 223H204V222L202 223V221L198 219V218H199V214H200V213H199L200 210H198V207L195 205V202H196V204H197V201H194L196 196H194L195 194H194V192H193V188H192V187H193V184H191L193 178L191 179V177H189L188 169H185V168H187V165L185 164L186 161L183 162V161H184L183 154L180 152L181 150H178V149H181V147H180V143H179V142H181L182 144H184V145H182V146H183V148H185V149H184L185 153H186L187 151L189 152V153H188V152L186 153L187 156H191V157H193L194 155H196V154L198 153L197 151H199V150H197V149H198V143H197V140L194 139V141H195V142H194V141H193V138H191V137H194V136H192V133L190 132V128H188V127H189V124L186 123V122H187L186 119L184 120V115H183V117H182V116L180 117ZM220 117H221V115H220ZM38 118H39V120H38ZM181 118H182V120H180ZM30 119H32V120H30ZM35 119H36V120H35ZM171 119H172V117H171ZM10 120H11V119H10ZM37 120H38V121H37ZM29 121H28V122H29ZM31 121H33V122L31 123ZM35 121H37V122H35ZM55 121H56L57 123H59L60 125H58ZM185 121H186V122H185ZM38 122H39L40 124H39ZM180 122H181V123L184 122V124H183V123H182V124L186 126V127H185L186 130H185V129H182V124H181ZM36 123L39 124V125H37ZM55 123H56V124H55ZM73 123H74V122H73ZM185 123H186L187 125H186ZM7 124H8V122H7ZM32 124H33V126H35L36 128L33 127ZM56 125H57L58 127H57ZM73 125H74V124L70 123V127H69V128H71V126H73ZM179 125H181V126H179ZM30 126H31V128H30ZM38 126H39V127H38ZM42 126H43V127H42ZM45 126H46V129H47V127H48V128L50 127V128H49L48 130H45ZM227 126H229V125H227ZM32 127H33L34 129H33ZM60 127H61V128H60ZM73 127H75V126H73ZM73 127H72V129H74V130H72V129H71V130H70V129L66 130V129H65V131L71 132V133L73 134V135H71V136H74V137L76 138V136L74 135V134H76V133H73V132H75V128H73ZM183 127H184V126H183ZM18 128H19V127H18ZM38 128H39V129L42 128L43 130L41 129V131H42L43 133L38 132V131H39ZM224 128H226V127L222 124V125H221V129H220V134H219L220 136L223 135L224 132H225L229 137H230V135H231V136L234 135L233 132H232L231 130H230L229 132H226V131H225L226 129H224ZM5 129H6V128H5ZM5 129L3 128V129L1 130V132H2L3 130H5ZM30 129H32V130H30ZM222 129H223V130H222ZM58 130L60 131L59 134H58ZM69 130H70V131H69ZM221 130H222V133H221ZM44 131H45V132H44ZM65 131H63V132H65ZM182 131L184 132V136H183V134H181ZM188 131H189V133H187ZM63 132H62V134H65V133H63ZM68 132L65 134V139H67L66 136L68 137ZM180 132H181V133H180ZM71 133H69V134H71ZM186 133H187V136L185 135ZM218 133H219V132H218ZM1 134H2V133H1ZM1 134H0V135H1ZM23 134H25L24 137H27V138L29 137V138H30V139L28 138L29 141H28V139H26V140H27V145H26V140H25V138H24V140H23V138H22V137H23ZM148 134H149V135H148ZM154 134H155L156 136H155ZM180 134H181V136H183V138L186 137V139H185V138H184V139L181 138V137H180ZM26 135H27V136H26ZM28 135H29V136H28ZM151 135H152V138L150 137ZM153 135H154V136H153ZM227 135H226V137H224V136H221V137H220V136L217 135V139H216V140H217L216 143H218L217 145L219 146V144H220V146H219L218 148L220 149V147H221V159H222V157L224 158V159H223V162H221L222 160L220 161V159H219V163H218V164H219V167H220L221 170H222L221 172L224 174V175H223V174L220 172L221 175L223 176V177L221 176V178H222L221 180H222V183L224 182L223 184H225V182H226V184H228V185H227L228 187L226 188V193H227V195H228L229 198H230V199H229L230 202H231L230 204L233 205L237 200H238V201L240 200L239 202H241L240 205H239V202H238V201H237L238 203L236 202V205H239V206H237V207H236L235 204H234V206L231 205L232 209L236 208L235 210H233V212L237 211V210H238V207L241 208V210H240L239 213H238V211H237V213L240 214V215H237V213L235 212V213H234V217H233V219H234V221H235V219H239V220H241L240 222H239V220H236V222H238V223H236V225L238 224L237 227L240 225V226L238 227V228L241 229V230L238 229V230L240 231V234H241L242 236L244 235V237L247 238V239L244 238V240L246 239V241L252 243V244H250V243L246 242V243H248V244H246V245H248V247L251 245L250 247L252 248L253 245H254V243L256 242V240H254V239L256 238V237H255V236H256V234H255V230H256V232H257V229H256V228H257V225H255V224L257 223V217H255V216H257V214L254 215V218H253V219H255V218H256V219H255V220H252V213H253V214H255V212L257 213L259 208L257 209L256 206L262 204L261 202H260V204H258V199H256V198H258V195H259L261 192L264 191V189H263V188H264V186H263L264 184H263V185L261 184V183H264V181H263V180H264V179H263V178H264V177H263V176H264V173H262V172H264V169H263V168H264V166H263V163H264V160H263V159H264V158H263L262 161H261V162H263V163L260 162L261 164L259 163V165H256V167H255V165H253L254 163H251V161L249 160V159H251V156H250L248 153L251 154L253 151H254V152H255V151L258 152V151L261 150V149L264 150V146H262V148H261V146H258V145H257V147H258V148H257L256 145H253L251 142H246V141H245V140H247V137H246L243 141H242L243 138L240 139V140H239L240 142H239V141L237 140V138H238L237 136L234 135V136H232L231 138L228 139V136H227ZM71 136H70V137H71ZM1 137H2V135H1ZM3 137H4V136H3ZM222 137H224V138H222ZM233 137H234V138H233ZM63 138H64V137H63ZM75 138H73V139H75ZM194 138H195V137H194ZM32 139H31V140H32ZM59 139H61V142H60ZM189 139H191V141L194 142V143H192ZM221 139H222L224 142L221 141ZM226 139H228V140H226ZM232 139H233V142H232ZM238 139H239V138H238ZM10 140H13V139H10ZM10 140H9V141H10ZM18 140H19V139L16 140V138H15L14 144H15L16 141L18 142ZM63 140H64V141H63ZM154 140H155V141H154ZM219 140H220V141H219ZM225 140H226V141H225ZM230 140H231V141H230ZM236 140L238 141V145H237V146L239 147V149H238L237 146H236V142H237ZM9 141L7 142L8 145H9L10 142H11V141H10V142H9ZM52 141H53V143H52ZM62 141H63V143H62ZM159 141H161V140H159ZM171 141H172V140H171ZM229 141H230L232 144H231ZM247 141H248V140H247ZM12 142H13V141H12ZM17 142H16V145L19 143V142H18V143H17ZM176 142H177V141H176ZM222 142H223V143H222ZM234 142H235V143H234ZM241 142H242V144H240ZM244 142H245V143H244ZM20 143H21V142H20ZM46 143H47V145H48V144H50V145L47 146ZM51 143H52V145H53V148H51V150H52L53 152H50V151H49L50 146H52ZM246 143H248V145H247ZM14 144H13V145H14ZM74 144H75V142H74ZM195 144H196V146H195V150H193ZM224 144H225V145H224ZM227 144H228V145H227ZM229 144L232 145V146L230 147ZM234 144H235V149H234V146H233ZM239 144H240V145H239ZM243 144H244V145H243ZM20 145L18 144L17 146H20ZM185 145H186V146H185ZM226 145H227V146H226ZM241 145H242V146H241ZM10 146H11V144H10ZM25 146H23V149H24V150L22 149V150L24 151V153H22L23 151L20 149V148H22V146H20L19 149H20L22 152H20V153L18 152V153H19V155H18L19 157H18V158H20V155H21V154H22L21 157H24V158H25V156H26V154H27V152H28L27 149L25 148ZM40 146H42L43 148L40 149ZM44 146H47V148L44 149ZM61 146H62V147H61ZM175 146H176V149H175ZM188 146H189V147H188ZM225 146H226V147H225ZM240 146H241V148H242L241 150H240ZM244 146H245V148H244ZM250 146L252 147V150H251V147H250ZM8 147H9V146H8ZM15 147H16V146H15ZM28 147H27V148H28ZM75 147L77 148V145H74V146H73V151H75V150H74ZM155 147H156V146H155ZM179 147H180V148H179ZM192 147H193V148H192ZM196 147H197V148H196ZM224 147H225L226 149H227V148H228V149L226 150ZM229 147H230V148H229ZM247 147H248L249 149H248ZM259 147H260V149H259ZM48 148H49V149H48ZM189 148H191V149L193 150V152L195 151L194 155L192 154L193 152L191 153L192 155L190 154V152H191L192 150L189 149ZM222 148H224L225 150H223ZM231 148H232V150H231ZM16 149H17V147H16ZM28 149H29V148H28ZM43 149H44V150H43ZM53 149H54V150H53ZM62 149H63V150H62ZM159 149H160V150H159ZM233 149H234V151H233ZM17 150H18V149H17ZM25 150H26V153H25ZM47 150H48L49 152H48ZM186 150H187V151H186ZM196 150H197V151H196ZM237 150H238L239 152H241L240 154H242V155H240V156H241L242 158H240L238 155H236V154H239V152L237 153ZM248 150H251V151L248 152ZM263 150L260 151L261 154H264V151H263ZM7 151H9V152H7L6 154H10V153H11V152H10L11 150H9V149H8ZM18 151H19V150H18ZM73 151H72V152H73ZM157 151H159V152H157ZM174 151H175V152H174ZM177 151H178V153L180 152V153H179V156H178V154H177V155L174 154V153H177ZM222 151H223V152H222ZM225 151H226V152H225ZM242 151H244V152H242ZM245 151H246L247 153H246ZM262 151H263V152H262ZM47 152H48V153H47ZM72 152H71V153H72ZM76 152H77V151H76ZM76 152H74L75 155L77 154ZM173 152H174V153H173ZM229 152H231V153H229ZM74 153L72 154V156L74 155ZM224 153H227V154L229 153V154L227 155V154H224ZM232 153H233V157H231V156H232ZM243 153H245V155H247V156L243 155ZM189 154H190V155H189ZM222 154H224L225 157H224V155H222ZM28 155H29V152H28ZM173 155H174V156H173ZM226 155H227V156H226ZM6 156H9V155H6ZM29 156H30V155H29ZM155 156H157V157H159V158L156 157V159H155ZM160 156H163V157H160ZM181 156H182V158H181ZM243 156L245 157L244 159H243ZM16 157H17V156H16ZM26 157L28 158V156H26ZM73 157L75 158V156H73ZM76 157H77V155H76ZM173 157H174V158H173ZM176 157H177V158H176ZM178 157H180V158H178ZM226 157H227V158H226ZM230 157H231V158H230ZM237 157L240 158V159H239L240 161H238V158H237ZM18 158H17V160L19 161L20 159H18ZM24 158H21V159H23V161H25L26 158H25V159H24ZM45 158H47V160H46ZM48 158L51 159V161H50ZM71 158H72V157H71ZM71 158H70V162L72 161ZM161 158L164 159V160H162ZM172 158H173V159H172ZM175 158H176V160L178 159L179 161H178V160H177V161L174 160ZM188 158H189V157H188ZM228 158H229V159H228ZM1 159H4V158L2 157ZM1 159H0V161H1ZM29 159H30V158H29ZM29 159H27L25 163H24V162H21V160H20V161H19V163L21 162L20 164H19L18 161H17V163H18L17 165H18V167H19L18 169L21 170V169H20L21 166H22L23 168H26V166L29 165V164L27 165V163H30V162H28ZM75 159H76V161H77V158H75ZM75 159H73V160H75ZM168 159H169V162H168ZM181 159H183V161H182ZM189 159H190V158H189ZM225 159H227V160L230 162L231 165H230V164L227 162V160H225ZM241 159H242V160H241ZM48 160H49V161H48ZM159 160H162V161H160L161 164H160ZM190 160H192V158H191ZM233 160L236 162V164H237L238 166H236V164H235V166H232V165H233L232 163H235ZM243 160H244V162H243ZM246 160L248 161L249 166H247L248 163H246V162H247ZM30 161H31V159H30ZM76 161H74L75 163L72 161L71 164H72V165L75 164V165L77 166V162H76ZM152 161H154V162H152ZM165 161H167V162L165 163ZM171 161H172V162H171ZM173 161L176 162L175 165H174ZM232 161H233V162H232ZM62 162H63V164H62ZM177 162H178V163H179V162H180V163L182 162L184 165H182L181 168H179L181 164L178 165ZM225 162H227V163H225ZM238 162H242V163H239V164H238ZM162 163H164V164H162ZM172 163H173L174 167H173V165H172V167H169V166H171L170 164H172ZM221 163H223V165H221L222 167L220 166ZM224 163H225V164H224ZM40 164H41V163H40ZM48 164H50V163H48ZM71 164H69L70 168H71ZM165 164H167V165L164 166ZM168 164H169V165H168ZM226 164H227V165H226ZM228 164H229V165H228ZM241 164H242V165L244 164V165L242 166ZM20 165H21V166H20ZM41 165H42V164H41ZM75 165H74V166H75ZM149 165H150V164H149ZM162 165H163V167H162ZM239 165H241L242 168H241V166H239ZM260 165H261V166H260ZM76 166H75V167H76ZM156 166H157V167H156ZM160 166L162 167V169H161ZM244 166H245V167H244ZM61 167H63L64 170H63V169L60 170ZM158 167H160V168H158ZM164 167H165V168H164ZM166 167H167V169H166ZM176 167H177V168H176ZM184 167H185V168H184ZM219 167H218V168H219ZM225 167H226V168H225ZM231 167H235L236 169H235V168H232V169H231ZM246 167H247V168L250 167V168H249V169H250V172L248 171V169H247ZM261 167H262V168H261ZM57 168H58V169H57ZM76 168H77V167H76ZM157 168H158V169H157ZM173 168H174V169H173ZM178 168H179V169H178ZM224 168L227 170V171L225 170L227 173H225ZM228 168H229V169H228ZM245 168H246V169H245ZM164 169H165L164 172H165V174H167V176L165 175L164 177H161V176L164 175V172H163ZM237 169H238V173H239V174L235 175V173H237V171H235V170H237ZM239 169H240V170H239ZM258 169H260L262 172H261L260 170H258ZM71 170H72V171L75 170V171L77 172V169L72 168ZM175 170L177 171L178 174L175 173ZM242 170H243V171H242ZM252 170H253V171H252ZM255 170H256V171H255ZM61 171L64 172V173H63L64 175H62V173L60 174ZM160 171H161V172H160ZM168 171H169V172H168ZM170 171H171V172L174 171V172L171 173ZM179 171H180V175H179ZM234 171H235V172H234ZM241 171H242V172H241ZM244 171H245V173H244ZM247 171H248V172H247ZM19 172H20V171H19ZM76 172H73V173H74V176L77 175V174H75ZM233 172H234V173H233ZM255 172H257V174H256ZM258 172H259V173H258ZM174 173H175V174H174ZM241 173H242L243 176L240 175ZM246 173H247V174H246ZM254 173H255L256 176H254ZM148 174H150V173L148 172ZM168 174H171V175H168ZM172 174H174V175H172ZM225 174L227 175V177L225 176ZM244 174H245V175H244ZM250 174H253V175H250ZM258 174H259V176H262L263 178H261V177L258 178V177H257ZM260 174H262V175H260ZM176 175H177V177H176ZM178 175L180 176V178H178V177H179ZM184 175H185V176H184ZM239 175H240L242 178H239V177H240ZM46 176H47L48 181H47V179L44 180V178H46ZM153 176H151V177H153ZM168 176H169V180L171 179V181L168 180ZM170 176H171V177H172V176H175L176 179H175L174 177H172V178H173V179H172ZM231 176H233V178H231ZM245 176L248 178V179H246L247 181H245V178H246ZM251 176H252V177L254 176V178L257 177L256 180H255L254 178H252ZM43 177H44V178H43ZM165 177H166V179H164ZM224 177H225V178H224ZM234 177H235V180H239V181H243V180H244V181H245L244 183H246V184H245L246 186H245L244 184L242 185L243 182L241 183V182H239V181H235V180H234ZM236 177H238L239 179L236 178ZM243 177H244V178H243ZM22 178H23V177H22ZM22 178H21V176L19 177V181H18V183L20 182V180H22ZM160 178H161V179H160ZM177 178L180 179L181 181L179 180L180 182H178V181H177V180H178ZM184 178H185L186 181L183 180ZM58 179H57V180H58ZM75 179H77V178H75ZM152 179H154V181H153ZM155 179H156V180H155ZM158 179H159V180H158ZM162 179H164L163 181H166V182H163V183H162V181H160V180H162ZM189 179H190V180H189ZM232 179H233V180H232ZM240 179H241V180H240ZM242 179H243V180H242ZM258 179H260V180H258ZM24 180H25V179H24ZM24 180H22L20 183L24 182ZM51 180H52V181H51ZM149 180H150V181H149ZM157 180H158V181H157ZM174 180H175L176 182H175ZM253 180H254V182H253ZM43 181H45V182L43 183ZM63 181H64V182H63ZM151 181H152V184H151ZM159 181H160V182H159ZM173 181H174V182H173ZM189 181H191V182H189ZM232 181H233V182H232ZM248 181H249V183H248ZM250 181H252L253 184H252ZM261 181H262V182H261ZM54 182H53V183H54ZM149 182H150V183H149ZM155 182H156V183L159 182V183H158V184H155ZM171 182H172V183H171ZM177 182H178L180 185L177 184V186H176L175 183H177ZM184 182H186V183H184ZM228 182H229V183H228ZM230 182H232L231 187H233V188H231V187L229 186V185L231 184ZM235 182H239L240 184H239V183L237 184V183H235ZM20 183H19V184H20ZM24 183H26L27 187L29 186V185L27 184V181H26V180H25ZM147 183L150 184V185H148ZM170 183L172 184V186H171ZM193 183H194V182H193ZM250 183H251V184H250ZM19 184H18V186H19ZM22 184H23V183H22ZM59 184H60V185H59ZM69 184H70V187H69ZM163 184H164V185H163ZM235 184H237V185H235ZM249 184L252 185V189H251V187H250ZM255 184H256V185H255ZM258 184H261L263 187L260 186V185H258ZM23 185H24V184H23ZM23 185H22V188H23V189H22V188H20V189L25 190V192L28 191V190L24 189ZM72 185H74V186L72 187ZM146 185L148 186V188H147ZM154 185H155V186H154ZM156 185H157V186H156ZM234 185H235V186H239V187L236 188ZM240 185H241L242 187H240ZM248 185H249V186H248ZM257 185H258V186H257ZM20 186H21V185H20ZM151 186H152V189H150ZM173 186H174V187H173ZM175 186H176V187H175ZM185 186L188 187L189 189L186 188ZM255 186L258 187V188H256ZM27 187L25 186V188H27ZM49 187H50V186H49ZM179 187L181 188V189H180L181 192H180V190H179ZM249 187H250V188H249ZM259 187H260L262 190H261ZM63 188H64V190H63ZM70 188H72L73 190H75V192H74V191H70V192H69L68 190H69ZM145 188H146V189H145ZM176 188H177L178 191H179V192H177V193H179L180 195L177 194L176 192H173V191H177ZM235 188L237 189V191H236ZM239 188H240V189H239ZM242 188H247V189H246V190H243ZM254 188H256V189H254ZM28 189H29V188H28ZM50 189H51V188H50ZM66 189H67V191H65ZM72 189H71V190H72ZM86 189H87V188H86ZM141 189H142V190H141ZM144 189H145V190H144ZM170 189H171V190H170ZM230 189H231V190H230ZM234 189H235V190H234ZM248 189L251 190L252 193H251V191H248ZM257 189H258L259 191H258ZM22 190H21V193L23 192ZM87 190H88V189H87ZM148 190H149V192H148ZM150 190H152V191H150ZM167 190H168L170 193H171V192L174 193V196H173L172 193H171V194H169V192L167 193ZM229 190L232 191V192H233V191H235V192H233V193H232V192H228ZM29 191H30V190H29ZM37 191H38V190H37ZM161 191H162V192H161ZM239 191H241V192H243V193L240 194L241 192L239 193ZM246 191H248V193H247ZM255 191H256L257 194H255ZM260 191H261V192H260ZM35 192H36V191H35ZM35 192H34V194H37V193L39 194L40 191H38L37 193H35ZM56 192H57V191H56ZM72 192H73V193H72ZM185 192H187L188 194L185 193ZM191 192H192V193H191ZM236 192H238V195L236 194ZM245 192H246L247 195H248L249 192H250V196H252V198L247 197L246 194H244ZM61 193H62V194H61ZM74 193H75V194H74ZM84 193H85V192H84ZM150 193H152V195H153L152 198H150V196H152ZM162 193H163V194H162ZM164 193H167V194L165 195ZM22 194H26V193H22ZM34 194H33V195H34ZM38 194H37V195H38ZM41 194H42V193H40L39 196H41ZM68 194H69V195H68ZM139 194H141V195L139 196ZM159 194H160V195H159ZM182 194H183V195H182ZM263 194H264V192H263ZM60 195H61V196H66V197H69V198L65 199L66 197H60ZM75 195H76V196H75ZM155 195H156V197H155ZM158 195H159V196H158ZM170 195H171V196H170ZM181 195H182V196H181ZM185 195H186V196H185ZM187 195H188V196H187ZM256 195H257V197H254V196H256ZM42 196H41V197H42ZM50 196H51V197H50ZM132 196H133V195H132ZM157 196H158V197H157ZM163 196H164V197H163ZM166 196H167V197H166ZM168 196H169V197H168ZM233 196H234V197H233ZM235 196H236V197H235ZM240 196H241V197H240ZM248 196H249V195H248ZM24 197H25V195H24ZM49 197H50V198H49ZM57 197H60V199H61L62 202L65 201V200H66L65 202H67V201H68V202H67L66 204L63 205V204L59 203V202H60V201L58 200L59 198L57 199V201H59V202L56 201V198H57ZM70 197H71V198H70ZM74 197H75V199H74ZM141 197H142V198H141ZM148 197H149V199H146V198H148ZM161 197H162V198H161ZM165 197H166V198H165ZM180 197H181L182 199H181ZM184 197H185V198H184ZM232 197L235 198V201H234L233 203H232V201H233L234 199H233ZM237 197H239V199H238ZM242 197H245V198H243L244 201H242V200H243V199H241ZM33 198H34V197H33ZM46 198H49V199H46ZM62 198H64L65 200L62 199ZM138 198H139V199H138ZM179 198H180V200H179ZM183 198H184L185 200H184ZM187 198H188V200H187ZM246 198H247V199L249 198V199H251L252 201H253V200H257V201H255V202L250 201V202H249L248 200H246ZM253 198H254V199H253ZM145 199H146V200H145ZM168 199L170 200L169 202H171L170 204H169V202H168ZM173 199H175V201H174ZM192 199H193V200H192ZM231 199H232V200H231ZM236 199H237V200H236ZM76 200H77V201H76ZM134 200H136V201L134 202ZM139 200H140V201H139ZM152 200L154 201L155 205H154V203H153ZM157 200H158V201H157ZM34 201H35V200H34ZM50 201H52L53 203H56V202H57L58 204H60V206H64V207L61 208L57 203H56V204H53V203H50ZM87 201H88V202H87ZM87 201H85V202H87V203L90 202V203H91V200H90V201L87 200ZM173 201H174V202H173ZM180 201H181V202H184V204L182 203L183 205H180ZM188 201H189V202H188ZM192 201H193V202H192ZM245 201H247V202H246L247 204L245 203ZM27 202H28V203H29V202L32 203L33 201H27ZM65 202H64V203H65ZM72 202H73V204H72ZM80 202H81V203H80ZM92 202H93V201H92ZM143 202H144V203H143ZM146 202H147V204H149V205H146V204H145ZM151 202H152V203H151ZM157 202H158V203H157ZM248 202H249V203H248ZM251 202H252L253 204H251ZM256 202H257V203H256ZM262 202H263L262 205H263V207H264V200H262ZM24 203H25V201H24ZM31 203H30V204H31ZM41 203H40V205H41ZM164 203H165V204H166V203L169 204L168 207H171V208H170L171 211H170L169 208H167L166 206H164ZM173 203H174V204H173ZM176 203H178V204H176ZM189 203H190V205H189ZM191 203H192V204H191ZM255 203H256V204H255ZM33 204H35V205L32 206V204H31V205L28 204V205H29V206H27L28 209L26 208V203H25V206H24V204H23V206H22V207H23L22 210H23L24 207H25V208L27 209V210H26L27 212H28V210H29V212H28L29 214L32 213L33 216H35V213H36V212H34V211H36V208H35V207H37V205H36V203H33ZM50 204H51L52 206H50ZM150 204H151V206H150ZM156 204H157V205L159 204V205H160V208H159V205L157 206ZM193 204H194L195 206H193ZM241 204H242V205H241ZM243 204L246 205V206L244 207ZM249 204H251L250 207H253V208L255 209L254 211H253V208L250 209V210H244V209H249V208H250V207H248ZM54 205H58V206H57L58 208H56V206H55L56 209H54V208H53ZM68 205H69V206H68ZM166 205H167V204H166ZM175 205H176V206L179 205L180 207H179V206L176 207ZM184 205H185V206H184ZM186 205H187V206H186ZM188 205H189V208H187ZM191 205H192V206H191ZM252 205H254L255 207L252 206ZM30 206H31V208H33L32 210H30L31 208L29 209ZM34 206H35V207H34ZM48 206H50L51 208H53V209L55 210V212L57 211V213L55 214V212H53L54 210H52V209L48 211V209L50 208V207H48ZM65 206H66V207H65ZM75 206H76V207H75ZM77 206H78V207H77ZM82 206H83V208H82ZM139 206H140V207H139ZM148 206H150V207L148 208ZM182 206H183V207H182ZM151 207H153V208H155V209L152 210ZM157 207H158V209H157ZM185 207H186V208H185ZM242 207H243V209H242ZM258 207H259V206H258ZM34 208H35V210H34ZM68 208H69V209H68ZM133 208H134V207H133ZM141 208H142V209H141ZM175 208H177V209H175ZM181 208H183V209L181 210ZM193 208H194V209H193ZM240 208H239V209H240ZM41 209H42V208H41ZM61 209H62V210H61ZM75 209H76V210H75ZM81 209H83L84 211H83V210L80 211ZM148 209H149V210H148ZM162 209H163V211L165 210L164 212H165L166 214L162 211ZM187 209H188V211H189V209H190L191 212H192V211H194V212L191 213V212L189 211V212H190V214H189V213L187 212ZM24 210H25V209H24ZM24 210H23V211H24ZM43 210H44V209H43ZM144 210H145L146 212H145ZM156 210H157V211H156ZM160 210H161V211H160ZM167 210H168V211H167ZM183 210H184V211H183ZM185 210H186V211H185ZM251 210H252V213H251ZM256 210H257V211H256ZM26 211H25L24 213H25L26 215H28V213H26ZM47 211H48V212L52 211V212L48 213ZM63 211H64V212H63ZM68 211H69V213H68ZM71 211H72V212H71ZM78 211H79V212H78ZM148 211H149V212H148ZM150 211H152V212H150ZM153 211H154V213H153ZM155 211H156V212H155ZM159 211H160V213H158ZM243 211H244V212H243ZM247 211H249L248 214H247ZM46 212H47V213H46ZM81 212H82V214H81ZM83 212H84V213H83ZM241 212H243V215H242ZM44 213H46V214L44 215ZM64 213H65V214H64ZM155 213H156V216H157V217L161 218L160 220H159V218H157L156 216L154 217ZM186 213H187L188 215H187ZM197 213H198V214H197ZM250 213H251V214H250ZM32 214L29 215V216H31V218H32ZM69 214H70L71 216H70ZM78 214H80V215H78ZM84 214H85V215H84ZM141 214H143V215H141ZM146 214H147L148 216H145ZM157 214H159V215H157ZM160 214H161L162 217L165 216V218H166V217H167V218L165 219V218L163 217V218H164V219H163L162 217H160ZM245 214H246V216L248 215V216H247L248 218L245 216ZM249 214H250V215H249ZM26 215H25V216H26ZM63 215H64V216H63ZM170 215H171V216H170ZM236 215H237V216H236ZM29 216H28V217H29ZM45 216H48V217L50 216V217H49L50 219L48 218V220H50L49 222L47 221V217H45ZM59 216H60V217H59ZM77 216H78V217H77ZM112 216H113V220H111V219H112ZM137 216H138V217H137ZM149 216H150V219H149ZM152 216H153V217H152ZM189 216H191V218H189ZM244 216H245V217H244ZM28 217H26V218H28ZM44 217L46 218V220H44V219H45ZM76 217H77V219H74V218H76ZM80 217H81V218H80ZM84 217H85V218H84ZM90 217H91V219H92V220L90 219V221H92L93 224L90 222V225H89V222L87 223V220H89ZM106 217H107V215H106ZM135 217H136V218H135ZM142 217H143V218H142ZM147 217H148V219H145V220H147L148 222H147V221H144V223H143V222H140V221H143L144 218H147ZM169 217H170V218H169ZM235 217H236V218H235ZM237 217H238V218H237ZM31 218H29V219H31ZM54 218H55V219H54ZM57 218H58V219H57ZM188 218H189L190 220H189ZM194 218H195V220H194ZM240 218H241V219H240ZM242 218L247 219V221H246V220H245V222L242 221V220H244V219H242ZM85 219H86V220H85ZM109 219H110V220H109ZM137 219H138V220H137ZM168 219H169V220H168ZM25 220H26V219H25ZM43 220H44V221H47L48 223L44 222ZM55 220H58V221L55 222ZM61 220H62V221H61ZM76 220H77V221H76ZM116 220H117L118 222H116ZM150 220H151V221H150ZM154 220H155V221H154ZM158 220H159V221H158ZM164 220H166V221H164ZM167 220H168V221H167ZM171 220H172V221H171ZM183 220H184V221H183ZM188 220L190 221V223H189ZM85 221H86V222H85ZM93 221H96V222H93ZM111 221H112V222H111ZM134 221H135V222H134ZM152 221H153L156 225H155ZM161 221H162L163 223L165 222V224H163ZM175 221H178V222L173 223V222H175ZM179 221H180L181 223H180ZM192 221H193V223H194L195 226L193 225ZM50 222H51V223H50ZM53 222H54V223H53ZM61 222H62V224H61ZM66 222H67V223H66ZM110 222H111V223H110ZM149 222H150V223L152 222V224L154 225V228H153V225L150 224ZM158 222H159V224H158ZM168 222H169V223H168ZM171 222L173 223V225H172ZM186 222H187V223H186ZM243 222H244V223H243ZM255 222H256V223H255ZM56 223H57V224H56ZM64 223H66V224H64ZM69 223H70V225H69ZM71 223H72V224H71ZM73 223H74V224H73ZM76 223H77V224H76ZM82 223H83L84 225H83ZM96 223H97V225H95ZM109 223H110V224H109ZM114 223H115V224H114ZM131 223H132V224H131ZM142 223H143V224H142ZM161 223H162L163 226L166 225V226H164V228H166V230L163 228V226L161 225ZM170 223H171V224H170ZM185 223H186V224H185ZM195 223H196V224H195ZM245 223H246V224H247V223H250L248 226L250 227L251 230L248 229L249 227H248ZM27 224H28V223H27ZM58 224H59V225H58ZM85 224H86V225H85ZM91 224L94 226L93 230H90V227H87L88 225L91 226ZM111 224H112V225H111ZM117 224H118V225H117ZM135 224H136V225H135ZM139 224H140V225H139ZM145 224H146V225H145ZM175 224H177L178 227H177V225H175ZM181 224H182V225H181ZM183 224H184V225H183ZM191 224H192L193 226H192ZM201 224H202V225H201ZM244 224H245V227L243 226ZM56 225H58V226H56ZM78 225H79V226H78ZM80 225H81V226H80ZM109 225H110L113 229H112ZM116 225H117V226H116ZM148 225H150L151 227L148 226ZM186 225H188V226H186ZM28 226H29V227H28ZM69 226H70V228H69ZM93 226H92V227H93ZM96 226H98V229H99V230H96L95 233H94V229L97 228ZM100 226H101V227H100ZM115 226H116V228H117L116 231H115L116 228L114 229ZM144 226H146V228H143ZM158 226H160V227L162 228V229H161V228L159 227V231L156 230ZM167 226H168V228H167ZM179 226H182V227H181L182 229H181ZM189 226H190V227H189ZM191 226H192L193 228H192ZM242 226H243L245 229H244ZM251 226H252L253 228H251ZM27 227H28V228H27ZM30 227H32L31 224H30V225H26V223H25V229H26L25 231L29 232L28 230H29ZM57 227H59V229H58ZM80 227H81V228H80ZM92 227H91V228H92ZM176 227H177V228H176ZM187 227H188V228H187ZM247 227H248V228H247ZM100 228H101L102 230H101ZM109 228H110L112 231L109 230ZM142 228H143V229H142ZM147 228H148L149 230H147ZM172 228H173V230H174V229H175V230L173 231ZM178 228H179V229H178ZM183 228H184V229L187 228V230L185 229V232H181V231L184 230ZM191 228H192V230L194 229L195 231L193 230V231H194V232H193V231L191 230ZM246 228H247V229H246ZM30 229H31V228H30ZM67 229H68V230H67ZM86 229H87V230H86ZM138 229H139V230H138ZM144 229H146V232H145ZM169 229H170V230H169ZM177 229H178V230H177ZM196 229H197V230H196ZM203 229H204V230H203ZM252 229H254V230H252ZM69 230H70V231H69ZM80 230H81V232H82V231H83V232L81 233ZM155 230H156V233L154 232ZM164 230H165V231H164ZM167 230H168V231H167ZM180 230H181V231H180ZM188 230H190V231H188ZM198 230H200V231H198ZM202 230H203V231H202ZM245 230H246L247 234H246ZM262 230H263V232H264V224H263V228H262ZM67 231H69L70 234H71V235H68V236H70V237H72V238L69 237V238L67 239V238L65 237V236H67V234H69ZM76 231H77V232H76ZM88 231L91 233V235L89 234ZM99 231H101V232H100V235H99ZM110 231H111V232H110ZM163 231H164L165 233H164ZM172 231H173L174 233H173ZM176 231H177V232H176ZM186 231H187V232H186ZM191 231H192V234H189L188 232L191 233ZM242 231H244V232H242ZM85 232H86V234H85ZM116 232H117V234H116ZM143 232H144V233H143ZM149 232H150V233H149ZM159 232H161V233L163 234V235H162L163 238L160 236L161 233L159 234ZM178 232H179V234H181L180 237H178L179 234L177 235ZM180 232H181V233H180ZM195 232H196V233H195ZM198 232H199V233H198ZM204 232H205V233H204ZM206 232L208 233V235H207ZM249 232H250V234H248ZM92 233L94 234L95 237L92 236ZM103 233H104L105 236L107 235V236H106V239H107V240H104V239H105V236L102 237V236H103ZM129 233H128V234H129ZM145 233H146L147 235H146ZM168 233H170V234L167 235ZM172 233L175 234V235H177V236L174 237L175 235H173ZM183 233H184V234H183ZM242 233H243V234H242ZM244 233H245L247 236H246ZM58 234H59V235H58ZM87 234H89V235L87 236ZM97 234H98V235H97ZM135 234H136V235H135ZM140 234H142V235H140ZM143 234H144V235H143ZM154 234H155V235L158 234V235L154 236V237H155V238H154V237H153ZM186 234H187V235H186ZM195 234H197V235L195 236ZM201 234H202V235H201ZM251 234H252V235H251ZM253 234H255V235H253ZM28 235H29V234H28ZM60 235H62V236H60ZM63 235H64V236H63ZM132 235H133V236H132ZM164 235H165V236H164ZM184 235H185L186 237H184ZM190 235H192V236H190ZM248 235L250 236V238H252V236H253V238L251 239V241L249 240V238H248L249 236H248ZM57 236L62 237L63 239H62V238H58ZM68 236H67V237H68ZM82 236H83L84 238H83ZM91 236H92L93 238H91ZM108 236H109V237H108ZM141 236H142V237H141ZM170 236H171V237H170ZM188 236H189V237H188ZM199 236H200V237L202 236V237L200 238ZM74 237H75V238H74ZM98 237H99V238L101 237L102 239L100 238L101 240L99 241V238H98ZM107 237H108V238H107ZM132 237H133V238H132ZM136 237H137V238H136ZM157 237H159V238H157ZM160 237H161V238H160ZM167 237H169V238L167 239ZM182 237H183V239H187V240H183V239L181 240V239H179V238H182ZM192 237H193V240H192ZM196 237H197L198 243H193V242H197ZM56 238H57V239H56ZM65 238H66V240H67L68 242H67V241H65V242L63 241V243L61 244L62 240H64ZM113 238H114V239H113ZM151 238H153V239L151 240ZM156 238H157V239H156ZM165 238H166V239H165ZM170 238H171V239H170ZM172 238H176L177 240H176V239L173 240ZM194 238H195V239H194ZM205 238H207V240H205ZM242 238H243V237H242ZM59 239H60L61 242H58ZM61 239H62V240H61ZM72 239H73V241H72ZM117 239H118V240H117ZM131 239H132V240H131ZM134 239H135V240H134ZM136 239H137V240H136ZM140 239H141V240H140ZM158 239H161V240H158ZM162 239L165 240L164 243L162 242V241H163ZM178 239H179L180 241H179ZM189 239H190V240H189ZM202 239H203V240H202ZM102 240H103V241H102ZM108 240H109L110 242L107 243ZM119 240H120V241H119ZM130 240H131V241H130ZM154 240H155L156 243L154 242ZM156 240H157V241H156ZM166 240H168V241H166ZM191 240H192V243L189 244V242H190ZM26 241H27V244H26V245L30 244V245L32 246V242H31L29 239L26 240ZM75 241L78 242V243H76ZM86 241H87V242H86ZM96 241H97V242H96ZM115 241H116V242H115ZM133 241H134V242H133ZM138 241H139V242H138ZM142 241H145V242H142ZM146 241H147L148 243H147ZM149 241H150V242H149ZM158 241H159V242H158ZM174 241H175V242H174ZM178 241H179V242H178ZM187 241H188V242H187ZM202 241H206V242H204V243H205V244H204L205 247H202V245H203V242H202ZM54 242H55V243H54ZM73 242H74V243H73ZM100 242H101V243H100ZM104 242H106V243H105L106 247H105V245L103 244ZM165 242H167V243H165ZM176 242L179 243V244H175ZM207 242H208V245H209V246L207 245ZM243 242H244V241H243ZM253 242H254V243H253ZM51 243L53 244V246L50 245ZM68 243H69V244H68ZM81 243H82V244H81ZM136 243H137V244H136ZM138 243H139V245H138ZM142 243H143V244L146 243L147 245H144V246H143ZM151 243H154V244H151ZM158 243L161 244V245H160L161 247H159V244H158ZM171 243H174V244L176 245V247H175L173 244H171ZM180 243H181V244H180ZM186 243H188L189 245H193V247H192V246H191L192 248L189 247V245L186 244ZM210 243H212V241H211ZM63 244H64V245H63ZM67 244L70 245L71 247L69 248V246H68ZM101 244H102V246H101ZM108 244H109V245H108ZM120 244H121V245H120ZM155 244L158 246V248H160V250H159L158 248H156L157 246H155ZM163 244H164V245H163ZM168 244H169L170 246H169ZM183 244H184L185 246H184ZM197 244H198V245H197ZM199 244H200V245H199ZM54 245H55V247H54ZM73 245H74V246H73ZM77 245H78V246H77ZM107 245H108V246H107ZM177 245H178V246H177ZM195 245L197 246L196 248H194ZM31 246H30V248H31ZM93 246H94V247H93ZM145 246L148 247V248L146 247L148 250L144 248ZM154 246H155V247H154ZM162 246H164L163 249H165V247H166L167 249H165V250L163 251V250H162ZM167 246H168V247H167ZM28 247H29V245H28ZM56 247H61V248L64 247V248H66L67 250L65 251V249L62 248V252H61V250H60L61 248L58 249V248H56ZM74 247L76 248V251H72V250H75ZM92 247H93V248H92ZM110 247H111L112 249H110ZM131 247H132V248H131ZM139 247H140V248H139ZM149 247H151L150 250H149ZM169 247H170V248H169ZM171 247H172V248H171ZM177 247H178V248H177ZM187 247H188V248H187ZM201 247H202V248H201ZM229 247H230V245H229ZM250 247H249V248H250ZM53 248H54V249H53ZM100 248H101V249H100ZM104 248H105V249H104ZM138 248H139V249H138ZM168 248H169V249H168ZM182 248H186V249H182ZM189 248H190V249H189ZM204 248H205V251H206V252L208 251L207 253L204 252ZM231 248H233V247H230V250L234 252V253H231V252H230L231 255H232V261H231V263H232V262H235V263H238V262H239L238 264H240V263H241V264H244V261L242 262L241 260H238V257H236V255H235V254H236V253H235V250H234V249H231ZM26 249H27V248H26ZM77 249L79 250L78 252H80V253H77ZM131 249H132V250H131ZM134 249H135V250H134ZM137 249H138V250H137ZM143 249H144V250H143ZM151 249L154 250L155 253L152 252ZM157 249H158V250H157ZM170 249H172L173 251L171 250V251L168 252V250H170ZM193 249H194L196 252H195ZM196 249H197V250H196ZM207 249H208V250H207ZM210 249H211L212 254L210 253ZM100 250H101V251H100ZM108 250H109V251H108ZM119 250H120V251H119ZM129 250H130V251H129ZM175 250H176V252H175ZM184 250H185V251H184ZM192 250H193V251H192ZM202 250H203V251H202ZM69 251L72 252V253L75 252V253H77V254L82 255V256L79 255V257H81V258H79L78 256H76L77 259H81L80 262H76V261H77L76 259H72V258L69 256V254H68ZM89 251H90V253H89ZM99 251H100V252H99ZM102 251H103V252H102ZM111 251H113V252H111ZM122 251H125V250H122ZM132 251H133V252H132ZM145 251H146V252H145ZM160 251H161L162 253H161ZM179 251H180V252H179ZM181 251H182V252H181ZM189 251H191V252H190L191 254L189 253ZM198 251H199V252H198ZM104 252H106V254H107V256H108V258H107L106 260H104V259L107 257V256H106V257L104 256V255H106V254H104ZM118 252H119V253H118ZM156 252H158V255H155V254H157ZM159 252H160L162 255H160ZM171 252L174 253L173 256H171V255H172ZM185 252H186V253H185ZM53 253H52V254H53ZM91 253H94L95 256H94L93 254L91 255ZM130 253L132 254V256H131ZM134 253H135V254H134ZM144 253H145V256H144ZM146 253H148L147 255L150 256V257H148V256L146 255ZM149 253H151V254L154 253V254L151 255V254H149ZM163 253H164L165 255H164ZM199 253H200V254H199ZM215 253L217 254L218 257L216 256ZM59 254H60V255H59ZM65 254H66V255H65ZM67 254H68V256H67ZM111 254H112V255H111ZM115 254H116V255H115ZM138 254H139V255H138ZM169 254H170V255H169ZM177 254H178V255H177ZM181 254H182V255L184 254V256H182ZM188 254H189V256H188ZM233 254H234L235 256H234ZM62 255H63V256L65 255V258H64ZM83 255H84V256H83ZM87 255H89L91 258L89 259V256H87ZM114 255H115V256H114ZM140 255H141V256H140ZM185 255H186V256H185ZM209 255H214V258H211L212 256H209ZM92 256H93V258H92ZM112 256H113V257H112ZM116 256H117V257H116ZM118 256H119V257H118ZM133 256H134V257H133ZM156 256H157V259H158V260L156 259ZM175 256H177V257H175ZM190 256H191V257H190ZM197 256H198V257H197ZM215 256L217 257V259H215ZM233 256H234V259H233ZM54 257H55V256H54ZM66 257H67V258H66ZM72 257L75 258V256H72ZM114 257H116V258H114ZM132 257H133V258H132ZM136 257H137V261H138V262L135 261V260H136ZM142 257H143V258H142ZM144 257H145V258H144ZM152 257H153V258H152ZM158 257H159V258H158ZM160 257H161V258H160ZM199 257H200V258H199ZM207 257H208V258H207ZM209 257H210V260H209ZM102 258H103V259H102ZM134 258H135V259H134ZM138 258H139V259H138ZM149 258H150V259H149ZM151 258H152V260H151ZM154 258H155V259H154ZM181 258H182V259H181ZM192 258H193V259H192ZM218 258H219V260H218ZM236 258H237V259H236ZM67 259H68V260H67ZM93 259H95V260H93ZM113 259H115V260H113ZM118 259H119V260H118ZM132 259H133V260H132ZM141 259H143V260H141ZM145 259H146V260H145ZM159 259H160V260H159ZM183 259H184V260H183ZM235 259L237 260V262H236ZM22 260H23V259H22ZM22 260L19 261V263L22 262ZM64 260H65V261H64ZM125 260H124V261H125ZM131 260H132V261H131ZM144 260H145V261H144ZM156 260H157V261H156ZM180 260H183V261H180ZM197 260H198V262L196 263L195 261H197ZM78 261H79V260H78ZM94 261H95V262H94ZM106 261H107V262H106ZM128 261H129V262H128ZM147 261H148V262H147ZM150 261H151V262H150ZM155 261H156V262H155ZM81 262H82V263H81ZM104 262H105V263H104ZM122 262H123V261H122ZM152 262H153V263H152ZM154 262H155V263H154ZM183 262H184V263H183ZM211 262H212V263H211ZM213 262H214V263H213ZM218 262H216V263H218ZM51 263H49V264H51ZM119 263H121V262H119ZM119 263H118V264H119ZM127 263H126V264H127ZM231 263H230V264H231ZM235 263H232V264H235ZM121 264H125V263H121ZM245 264H247V263H245ZM248 264H251V263H248Z\"/></svg>",
  "mask_w": 264,
  "mask_h": 264
}]
</instances>
